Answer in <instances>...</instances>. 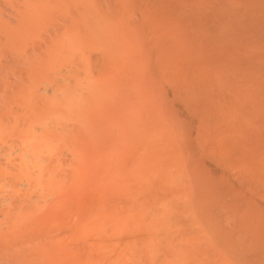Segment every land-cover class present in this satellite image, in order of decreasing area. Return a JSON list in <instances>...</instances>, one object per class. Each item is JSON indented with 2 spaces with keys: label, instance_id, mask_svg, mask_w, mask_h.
Returning a JSON list of instances; mask_svg holds the SVG:
<instances>
[{
  "label": "rangeland",
  "instance_id": "1",
  "mask_svg": "<svg viewBox=\"0 0 264 264\" xmlns=\"http://www.w3.org/2000/svg\"><path fill=\"white\" fill-rule=\"evenodd\" d=\"M2 1H6V0H2ZM80 1H81V4L79 5L81 7H79L77 11H75L76 9L74 11L73 10L71 11L74 14L68 12V15H65L66 12H64V14L63 12H61L62 15H60L58 12V15H55V12H54L53 13L54 16H53L51 13L47 14L46 11H44L45 16L47 14L49 16L50 15L53 16V18H51L50 21L48 20L49 22L47 21L45 24H43V26H42V23L44 22L43 19L44 20L47 19V16L46 18L42 17L43 19L41 23L38 21L41 19L37 17L38 14H39L38 16L40 17L43 16L44 15L42 14L43 11H40L41 13L40 14V13H37L38 10H36L37 15L35 13H34L35 15L32 13V18H31V14H29L28 12L26 13L25 11L27 19L30 17L28 19L29 27H28V21H26L27 27H25L26 25L23 24L24 22L19 23L18 21V19L20 18H22L20 20H24V19L26 20V17H23L25 16L24 13L19 15L16 12L12 13L11 10L2 9L3 10L2 12V10L0 9L2 12V14L0 13V18H1L0 23L3 22L5 26L7 27V31H9L10 33L9 38H8L7 31L4 32L6 30V28H4L5 27L4 24H1L0 25L1 26L0 35L2 36V39H4L5 34L7 35L8 39H11L9 42L8 39L5 37L7 41H5L4 39V42L5 43L8 42L7 45L5 43L3 44V42H1L2 45L0 44L1 46L0 47V264H153L155 262L156 263L159 262L158 264H168V263L169 264H177V263L180 264V262L181 264H191V263L201 264L200 262L202 263L206 262V264L207 263L208 264H234L236 255L234 258L231 256V259L232 260L234 259V261H232L230 259L228 249L224 250L225 248L222 247L224 246V243L226 242L224 241L225 236L223 238L224 242H220L219 244H218L219 242L218 240L222 239V236L220 238L219 234H218L219 239L216 237V235L214 236L216 237V240L218 242L216 240L214 242L213 237H212L213 240L210 241L211 240L210 236L212 232L216 230L215 228L213 229L214 226L210 227L214 225L212 223V220L213 222H215L216 220L215 217L212 218V216H214L213 212L216 208L215 207L216 204H219V205H217V209L215 213L219 212V216L220 218H222L221 222L224 221V223H222L221 226H220L221 223H217V228L220 227L219 231L223 229L225 230L231 229L228 226L231 223H227V221L224 219L226 218L228 220L227 211L230 210L229 208H231L232 206L231 204H233V209L231 208L232 211L234 210V207H235L234 211L238 212V217H236V214L235 216H232L234 215L235 212L234 213L232 212L231 214L232 218L230 216V218L232 219V224L234 225L237 224L236 229H235L236 232H238V230H241L242 226H244L243 229H245L246 231L248 229V226L251 227V225H249L251 221L255 223V225L251 223L253 226L251 227V231H247V232L242 231V234L239 235L240 237L239 238L237 237V240H239L238 241L239 245L238 243H236V245L239 246L240 252L242 254L241 256L239 255V257H241L240 263L237 261L236 264H264V258H263L264 254L263 253H260L259 255L258 254L259 252L255 251L256 252L255 256L253 255L254 253L252 254V256L250 255V253H249L250 256L248 255V252H250L249 250L264 251L263 249L264 248V239H263L264 231L261 232L262 228H264L263 227L264 226V219H263L264 213L261 214V212H264V206L262 205L263 208L262 207L260 208L259 206L261 205H258L260 204V202L262 204V202L264 201V175L260 174V171H261L260 168H261V165L263 164L260 162H263L264 160L262 159V160H259L260 162L258 161L260 163L259 164L260 168H255L254 171L252 170V166L248 165V161H247V164L245 165V157H247L246 153L247 152L250 153L251 151L249 150L250 147H248L246 143L241 142L243 146L241 145V143L239 144L240 140H238L236 143L235 140L237 137L236 135L237 133L235 134V132H233L234 135L231 136L232 132L230 131L228 132V128H230L228 125H227L228 128H222L227 123L229 124L228 122L229 119L227 118L229 116L226 111V108L227 109L229 108L227 106V103L226 105L224 104L225 106H227L226 108H224V112H226V114L222 113L223 119L226 118L227 120L225 124H224V121L223 122L221 121L222 115L220 117L219 113H217V111L219 112V109H218L219 106L217 107V103H218L217 97L219 96V101H220L221 91L226 92L227 88H228V91L231 88L230 93L234 94V90L238 88L240 90L239 93H241V94L239 93L237 94V99H238V102L240 100V103L237 102L238 103L236 106L237 111L235 112L236 114H239V117H240V119L238 118L236 119L237 115L235 116V120H237V122L240 121L239 123L240 125H238V127L241 126V123H243V125L241 126V129L243 128V129L248 130V128L249 129L251 128L250 125H252L254 126L253 129H255V126H258V128L261 127L260 130L264 131V126L262 127L264 122L262 123L260 127H259L260 124L258 125V122H259L258 114H259V117L260 115H262L259 111L260 106L255 107L256 104L258 105L257 103L258 100L262 99L260 103L263 102L264 104V96L263 98L260 97V94L264 93V91L261 92L260 88L264 90V85L263 83L262 85L259 83V86L260 85L261 86L258 89V86L254 85L253 82L257 84L260 78L257 79L258 75L254 77L252 75L253 73L252 70L255 71L257 69L258 71V68H259L261 69V71L259 70L260 72H258L259 77L261 75L264 78V73H263L264 70L262 72V69H264V26H263L264 23L262 22H264V20L262 21L260 20V23L262 24L261 27L257 26V24H259V21H257V18L258 19L261 18L260 16L261 13L264 19V9L263 8L261 9V7L264 5V0H256V2L254 0L256 6H257V3L258 4L260 3L262 5L261 7L259 6L261 9V13L259 9L257 11L259 12V15L257 16L255 15V14H258L255 12L256 8L253 9L254 8L253 7L252 8L253 10L251 9V6L254 3L252 2V0L249 1V3H252V4H249V3L247 4L248 0H241L243 5L240 4L238 6L237 4L239 3L237 2V0L233 1L234 5L232 4V0L231 1L228 0L229 3H226V4L229 9L227 7L225 8V6L223 5L225 4V1L227 2V0H224V1L221 0L222 2L219 0V4H218V0H216L215 2L214 0H211V2L213 3H211L210 0L208 1L203 0V2L201 1V3L198 2V4H197V1L199 0H80ZM238 1L241 2L240 0ZM244 1H246L247 7L250 6L251 10L249 9V7H248L249 9L248 11H247V8L246 9L244 8V3H243ZM207 2L211 4V5L208 4L209 5L208 7L206 6ZM202 3L205 4V5L203 4L204 9H202L203 8L201 5ZM212 4L214 7L216 6L215 9L217 8L220 9L221 11V12L219 11L220 16L216 14L218 12V9L216 11L214 7H212ZM228 4L230 5L232 4L233 6H235L236 4L237 8L235 7L236 9H233V7H230ZM210 8L212 9L213 12L215 10V13H213V15H211L212 11L210 10ZM200 10H202V12H200ZM206 10H207V14L209 11V15H211V17L209 15L208 16L205 15L204 11L206 12ZM243 10L247 11L248 13L247 15L250 16V17L247 16L248 18H251L252 16L253 19H251V21H249L250 19L248 18L245 19L246 12H244ZM9 11L10 13H8ZM31 11H34V10H31ZM193 11L195 13H198V15L197 14L195 15L194 13V16H193ZM239 11H243L244 13L241 14V12ZM5 12H7V14ZM253 12L255 13L254 15H253ZM203 13L206 18L203 17L204 15H202V18H201L200 14H203ZM221 13L222 14L226 13L224 15L225 18H221L223 17ZM237 13L239 14L237 15ZM28 14H29V17H28ZM229 14L230 16H232V19L234 16H235L234 20L238 19L237 20L238 22H235V23L239 24V21H240L239 26L238 24L234 26L235 23L232 24V19L230 20V17L228 16ZM10 15H12L14 19ZM226 15H227V18H226ZM7 16L9 18H7ZM33 16H36L37 19L34 20ZM197 16L199 19L204 18L205 19L204 21H206V25L207 23L208 25L206 26L205 23H200V22L199 24L198 23L199 19H197L198 21L196 20V22L193 23L195 21L193 20L194 17L196 19ZM212 16L215 19L217 18V16L219 17L217 19V22L215 19H213L212 26L209 27L211 25L210 22H212L211 20ZM207 17H208V22L206 20ZM239 17L241 18L240 20H239ZM242 17L244 18V20L242 19ZM219 18L223 19L222 20L223 23H228V24H224L225 27L229 26V24H232L231 29L229 26V29L226 28L227 31H225V29L223 28V23L220 22L222 24V29H221L222 33H221V31L219 30L221 28L219 27L221 24L217 26V24L219 23L218 21L220 20ZM31 19H33L34 23L33 21L31 22ZM185 19L186 20L188 19V21H186ZM209 19H210V22H209ZM226 19H227V22H226ZM245 20H248V22ZM5 21L7 24L5 23ZM14 21L15 23H17V25H19V27H17L16 24L14 25ZM30 22L33 23V25L30 24ZM214 22L216 23V26ZM241 22L242 24L244 23V26L241 24ZM256 22L258 23L256 24ZM197 23L198 25H196ZM254 23L257 26V28L255 26L256 29L258 30L262 29L261 36H260V33L257 32L258 30L255 31L258 33L257 34L252 29V31L255 33V36L254 37L252 36L251 38L249 36V40H247L248 44L244 42L243 47L245 46V44L246 46H248L249 53L251 52L250 55L253 54L252 50L255 48V51L254 50L253 51H254V55L256 57L257 62L254 61L253 59L254 63H252V59L247 58V61H249V64H247L245 58L243 57L244 55L239 56V53H238L240 49H242L241 48L242 46H239L237 50V47L234 46L235 43L231 40L230 36H233L232 34L234 33L235 36L237 35L236 36L237 38L238 37L240 38L243 36L244 41H245V36L247 39L248 33L250 31L249 28H254V25H253ZM20 24H23L24 30H23V26L21 28ZM213 24L216 30L219 28L217 31L214 28H212ZM38 25H40V27ZM195 25L196 27L199 25L200 26L203 25L201 28L200 26L197 28V31H198L197 35L200 32L201 33L203 32L202 35L204 36L207 32L209 33L210 31H212L213 43L212 42L211 43H212V46L214 45V47L216 44L215 42L217 40V39L215 40L214 37L218 35L217 33H219V31H220L219 37L221 38V41H222V42L220 41V43L221 44L224 43L223 44L224 48H225V44L227 40L228 39L231 40L229 41V43L233 42V44L231 45L230 43L231 45L230 48H231V52L234 54L232 55V53L230 52L229 53L230 55H232V57L235 55V52L238 54V56L235 55V62H236V57L239 58L237 59V61H240V58L243 57L247 66L250 65V63H252V64H255L254 67L256 66L257 67L254 68L253 66H251L252 65L251 64L250 68L246 70V68L244 67L246 66V64L245 65L241 64L242 67L236 69L237 66L234 65L232 57L229 58V54H228L227 60L230 59L233 62L230 68H229L230 64H228V68L230 70L232 66H234L233 70L232 69L231 70L232 71L236 70V72L239 71L240 74H241V71H243L242 68H245L246 73H249L248 74L249 77L246 76L247 74L245 72H243L244 75L242 74L243 76H241L240 79L238 76L234 78L236 80L235 82L236 86L238 85L237 87L233 85V82L235 80L232 81V78H233L232 77L233 75H232L230 77L231 82H228V80H227V84H225L226 81L223 82V84L220 82L218 88L215 86L214 90H211L212 88H210V91H209V89L206 88L207 89L206 90L205 87H202V89L199 90V87L201 86H199L197 88L198 90L196 89V91L194 88L192 89L193 87L192 82H195L194 81L195 78L193 79L194 74H192L193 71H195L193 64H194V61H196V60H192L196 58V57L194 58L196 54L194 55L193 48H195V52H196L197 43L195 42L199 43V40L197 41V39L200 36V34L199 36L195 35L196 29L195 30L193 29ZM8 26L10 28H8ZM232 26L236 28H232ZM240 26H241V29L239 28ZM11 27L13 31L11 30ZM16 27L19 31L16 29ZM205 27L206 29H204ZM202 29L203 31H201ZM233 29H234V32H233ZM247 29H249V31ZM15 30L17 31V33H15ZM236 30H239L238 33L236 32ZM213 32L216 35L213 34ZM235 32L237 34H235ZM11 33L12 35L14 34H17V35L12 36ZM250 35H251V32H250ZM10 36H12V38ZM178 37H179V42H178ZM225 37H226V41H224L225 39L224 40L222 39ZM255 37H257L256 41L254 39ZM192 38L193 39L195 38V40L193 41ZM52 39L54 40V42ZM233 39L235 41V38ZM190 40H191V43L193 41L194 45L189 43ZM238 40L243 41L242 39L241 40L237 39V42ZM253 40L254 42L258 44V46L256 44L257 47H254L255 46L254 45L252 49ZM0 41L2 40L0 39ZM180 41L183 42L184 44L186 43L185 49L183 48L184 46L181 47ZM42 42L43 44L41 45ZM202 42L203 41H201L199 44H201ZM205 42H206V39H205ZM208 42L210 46V41L208 40ZM11 43L12 44L14 43V44L12 45ZM177 44L178 46L179 45L180 46L178 47ZM238 44H240V42ZM5 45L8 46L9 48L8 52L5 49L6 48ZM40 45H41V49H40ZM45 45H46V48H45ZM216 45L217 46L219 45V41ZM200 46L203 47L202 44ZM191 47H192V50H191ZM38 49H40V51ZM244 49L246 51V48ZM43 50L44 52H42ZM176 50L178 51V53ZM181 50H183V52ZM188 50H191V52H189ZM200 50L198 52L200 56L198 54L196 55L198 56V58H201L202 54H204V51H202V54H201ZM234 50H237V51H234ZM256 50H258V52ZM12 51H14V53ZM18 51H19V54H18ZM186 51L189 53L191 57L190 58L191 61L190 60L188 61L189 56L186 55L187 53ZM192 51H193V54H192ZM11 53L12 55H14L15 53L16 54L12 57ZM181 53L183 54V56L181 55ZM242 53H244V51L240 52V54ZM254 55H252V57H254ZM248 56L249 55H247V57ZM20 58L22 60L21 63L20 61H17ZM44 60L46 61L43 62ZM177 60H181V61L186 60L185 63H180V66L184 65L185 67V64L188 62L190 66L189 69L192 68L190 71L189 69H187L188 63L186 64L187 66L185 67L186 69L184 68L185 70L188 71V73L190 72V74L186 73L185 75L190 76V80L191 78L193 79V81H190V87L193 93L191 90L190 92L192 93L191 96L194 94V91H195V94H194V97H191L189 95L187 96L189 97L190 101L192 102V98H193V101L196 100V97L198 99V97H200L203 94L202 91L205 89L204 95L207 91L206 93L207 100L205 99L204 101L203 99V101L207 102L206 106H208L207 109H209L208 111H210L211 105H209L208 96L209 95L211 96L212 94L214 98L213 100L215 101L214 104L216 103V106H211L212 111H210V113L211 112L214 113V111H216L215 113L217 114L218 119L223 123V125H221V122L217 120V124H218L217 128H220V129L217 130L216 128L215 130V127H216L215 126L213 128L215 132L212 131L211 136H213V133H214V136L215 134H218L220 136V131H223L221 132L222 137H218V135L217 137L215 136L217 139L219 138L220 140H222L225 138L224 133L226 131L228 132L226 137L230 138L231 140L233 138V141L235 142V144L234 143L232 144L233 141H229L227 138H225L227 140L224 139L225 141L224 140L223 141L224 143L226 142L227 145L226 143L224 145L223 141H220V140H217V141L223 144L219 143V145H216L218 143L216 139H214L215 138L214 136L212 137V139H209L210 138L209 134L212 130L210 127L212 126V124L216 125V122L214 123V121L213 122L211 121L210 122L211 124H209L210 130L207 128V125H206V129L203 132L199 133V136H198L199 129L201 130L203 126L200 128V123H199V128H198V124L197 122H195V124L197 125V128H196L195 125L189 123L190 121L187 118L188 117L190 118L189 114L192 110L188 109L189 113L185 110L184 114L185 116H187L188 114L187 118L183 115V111H184L183 107H186L185 109H187V104L184 102V100H182L183 95H182V92H179V91L184 90V92L188 93L189 90L186 91L185 89H186V86L188 85L187 83L189 82L186 83V80H185L183 81V85H181V87L177 86V81H178V85L180 82L177 78H175L177 76V75L175 76V72L176 70L178 71V69L179 71L181 70L178 67L179 61ZM40 61H41V64H40ZM244 61H242V63H244ZM226 63L228 62L226 61ZM207 65L209 68L206 69V66H204L205 67L204 73L200 72L201 74H203V76H206L204 77L205 79L203 78L202 75L200 76V73L198 74V72H196L195 77L197 80L199 79V77H202L203 80L201 81H205L206 78L208 81H210L209 79L210 76L208 78L207 72L210 71L209 69L210 68L212 69V67L209 66V64ZM258 65H260L261 67L263 65V67L261 68ZM20 68L23 70L21 71ZM195 68H196V65H195ZM205 70L207 71L206 73H205ZM227 70L225 72L231 75L232 71H227ZM257 71H255L254 75L257 73ZM187 76H186V79H187ZM245 76L249 78L250 80L248 79L244 80ZM242 77H243V81H246V83H248L249 81V83H251V86L253 85V88L249 86L250 85L249 83L244 85L243 86L244 88L243 87L241 88V84H243L241 80ZM227 78H229L228 75L226 76V79ZM217 80H220V79L218 78ZM223 80H225V78ZM238 80L239 81L241 80V82H239L240 85L237 83ZM231 83H232V86L230 85ZM197 84L199 83H196V85ZM64 87L66 88L65 89L66 92L63 89ZM207 87L209 88V86ZM233 87H234V90L232 92ZM245 87L246 88L251 87V90H252L251 93H253L254 96H255V92L259 93V97L257 96L258 99L254 100L256 98H254V96L252 95H251V99L252 98L253 99L252 100L249 99L248 96L250 95H248L247 93L249 92V94H251L250 89L249 90L247 89L246 94L248 96L246 97V95L242 92V90L246 92ZM188 89H189V85H188ZM218 89L220 90V93ZM257 89L259 90V92H257ZM239 90L235 92H238ZM51 91L53 94L51 93ZM177 91L179 92V94L182 95V98L180 97L179 94H177L178 93ZM197 91H201V94L198 95ZM213 91H216L215 93H218V95L217 94L215 95V93L213 94ZM54 92L57 95V97L54 94ZM65 94L67 96H65ZM233 94H231L232 96H230V94L228 93V98H227L226 97L227 95L225 96V93H224L223 97L224 98L226 97V100H227L229 99V96H230V101H231L233 99ZM242 94H244L245 96H243ZM59 95H61L60 98H59ZM204 95L203 97L205 98ZM239 95H241L242 98L245 97V99L243 98L244 100L248 98L247 100L248 102L246 103L244 101V105H242V108L240 107L238 109L239 107L238 105L239 104L241 105V101H243L242 99L239 98L241 97ZM210 96L209 98L212 99V96L211 97ZM215 96H217L216 97L217 99H215ZM201 98L202 97H200L199 99ZM57 99L58 100L60 99L59 101L60 103L59 102L56 103ZM75 100H76V103L79 102V104L75 105L74 104ZM187 101L189 100L187 99ZM253 101H254V104L256 103L254 105V108L252 105ZM212 102H210V104H212ZM229 106L231 107L230 104ZM243 106L245 107V109H243L244 108ZM213 107L214 108L216 107V110H214ZM140 109H141V112H140ZM178 110H182L183 116L180 114L182 116L181 121L180 120L177 121L178 118L180 119V117L179 116L176 117V114H175V112L177 113ZM262 110L264 111V109ZM215 113L214 115L216 116ZM163 115L166 116L165 121H167V123L170 120V118L173 120L172 122L170 120L172 124L175 121L174 124L176 126H179V130H177L178 127H175L174 124H173V127H169V125L170 126L172 125L171 123H168L166 125L164 123L165 121H162L164 118ZM138 116L140 117L139 119H138ZM263 116L264 115H262V117ZM262 117L261 119L263 121L264 117L263 118ZM182 118H184V120H182ZM163 123H164V126H162ZM253 123H255V125ZM245 124H246V127H245ZM234 127L235 126L233 125V128ZM189 128L194 129V131L198 130L196 132L197 136L195 135L196 137L193 136L194 134L192 130L191 131L189 130ZM182 129L184 133H182ZM230 129L231 131H233L232 128ZM179 132L182 133L183 138H181L180 134H178V136L176 135ZM94 133L96 134L95 141L93 140L95 136L93 135ZM149 133L151 134L149 135ZM189 133H191V138L195 140V141L192 140V142L196 143V145L199 144V148L203 147L204 151L206 152V153L202 152L204 153V156L202 154L203 157L201 158V155H200L201 149L198 151V153L200 152L199 158H201L202 161L201 159L199 160V158L195 157L194 152L188 150L187 144H189V147L190 145L192 147V144H193V143H190L188 140V138H190L188 136ZM206 133H208L207 134L208 136L206 135ZM169 134L171 137L169 136ZM200 135L203 138H201ZM172 137H175V139ZM205 137L207 138L209 137L208 139H206L207 141H209V147H207L208 145L206 146V141L204 140ZM171 138L173 139V141L170 140ZM90 141L92 142V144L90 143ZM168 141L169 142L171 141L170 142L171 144L168 143ZM183 141H185L184 144L186 143V141L188 142L186 143V147L183 144ZM210 141H212L211 142L212 144L210 143ZM157 142H159L160 144H157ZM172 142L173 143L177 142L176 145H179L180 151H181L180 147L183 145H184L183 148L185 147L186 149L184 151L182 149L183 152L181 153L180 151L176 149V145L173 144ZM203 142L205 143V145ZM162 143L163 144L165 143V144L162 146ZM172 144L176 150L174 149V155H171V154L169 155L170 152L173 153V150L171 151L170 149V148L172 149L174 148ZM237 144H238V147H237ZM214 145L218 146L217 149H216V146L215 148H212L214 147ZM220 145H223V146L219 147ZM232 145L234 147V151H237V150L240 151L242 147L244 151H246V153H242L243 150L240 152L242 154H239V160L238 158H236V156L238 157V153L235 155V153H233L232 151L233 149V147L231 148ZM227 146L228 148L230 147L231 151L229 149H226ZM239 146H242V147L239 148ZM235 147H237L236 148L237 150L235 149ZM47 148H48V151H47ZM193 148L197 149L196 146H193ZM203 148H202V151H203ZM218 148L220 151L218 150ZM257 148H255V151L257 150ZM260 148L261 147H259V149ZM166 149L169 152H166L167 151ZM160 150H161V153H160ZM216 151H217V154H215ZM222 151L226 155L223 154ZM256 152L258 153L257 156L259 157V159L262 156L264 157L263 153L259 154L260 152H258V150ZM186 154L188 155L185 156ZM229 154L231 155L233 154L231 157V160L234 159L232 161L233 162L232 166L234 167L239 166L235 169L236 171L231 170L232 173L228 170L229 169L228 163H231V161L228 160L227 162V160L225 159V157H229ZM208 155L211 157H209ZM188 156H190L189 157L190 160L187 161ZM163 157H165V160L163 159ZM182 157H186V162H185V159L183 158L182 160L183 162L181 163L180 159ZM191 157H192V160H191ZM242 157H244V160L242 159ZM235 158L237 159V161L235 160ZM241 159L243 163H241ZM255 160H256V156H255ZM199 161L202 162L203 165H205L204 166L205 171H203L204 169L203 165H202L203 169L201 168L202 173L204 175L205 173L206 175H208L207 171L208 173H210L211 169L212 170L215 169V172H216L215 176L218 175V172H217L218 168H222V169H219V171L223 170V166L226 163L227 165L226 170L229 171V172L227 171V173L228 174L231 173V175H228V174L226 175L225 172H224V175H221L219 172V178L217 177L215 178L216 184L218 183L217 186L220 185L224 187L227 185L229 186V188L233 186L234 188L232 187V191L229 190L228 192L227 191L228 187H226V190L225 188L224 190H222L223 194L222 192L217 193V191L219 190L214 191V189L216 190L215 187L214 189L212 188L213 186H216L214 179H212L214 173H211V180H213V183L211 185L209 183V181H211L209 177L210 175L208 176L209 179L207 178L206 175L204 176L202 174L203 176H200L201 170L198 169L199 167L198 164L200 163ZM204 161L207 162L208 164L210 163L209 167H207V163L205 164ZM218 162L219 164H217ZM222 162H224V164H222ZM202 163H200V166ZM76 164L78 165L77 167H76ZM167 164H168V167H167ZM179 165L181 169L180 172H178ZM182 165H185V166H182ZM194 165L196 168L194 167ZM216 166H218V168ZM240 166L242 167L244 166V168L246 169L241 168ZM234 167L233 168L230 167V168L234 169ZM163 168L166 171V173L168 172L169 177H167V174L163 172ZM185 168L188 172H186ZM189 168H190V171L193 168L197 170V172L196 170H194L195 172H192L193 175L195 174L198 176L197 173H199L200 171L199 177L195 178L196 176L195 177L192 176L191 172L189 171ZM226 170L224 166V171ZM239 170H240L239 176H241L242 174L243 177L244 175H246L245 177H247L248 175L251 177V179L249 181V179H246L244 177V180L245 179L247 180V181L246 180L244 181L242 178L241 184L242 182L243 184L239 186V188H237L236 186L237 183L235 184L233 180L232 185H231V182L229 179L230 178L233 179L234 176L232 175L235 174L234 179L236 180V177H238V174H239L238 173ZM160 171L162 172L160 173ZM171 171H174V172H171ZM73 174L75 175L73 176ZM163 174L165 175V178ZM183 174H185L186 176H189L188 180H187V177L185 176L186 181H183L185 180ZM262 174H264V171H262ZM174 175L176 177H178V175H181V176H179L177 179ZM225 175L230 176L229 179ZM170 176H174V177H170ZM190 176L192 177L190 178ZM222 176H224L223 179H221ZM146 177H147V180H146ZM173 178H175V181L173 180ZM226 178L229 180V184H228V181H227V184L224 183V180ZM141 179L144 181H142ZM169 179H170V182H168ZM193 179H196V180H193ZM197 179L199 180V182L201 181L200 179H208L207 186L206 185L204 186V184H206V180L205 182H203L204 180L200 182V186H201V183L203 182V186L201 187V189L198 186L199 190H201L200 193H199L198 188L195 187V185L198 184ZM220 179L223 183H221ZM179 180H181L184 185L185 184L187 185L188 182L189 183L191 182L190 183L191 186L189 184L187 186L185 185L188 191L190 188H192V185L194 184L193 188L190 189V191L193 190V192H195V188H196V192L191 193L189 191L190 193L187 192L188 193L187 194L186 189L183 188L184 185L181 183V181L179 182ZM247 182H249V184ZM177 184L180 187L182 186L181 188L182 190L184 189V194L182 192L178 195L179 191L181 192L182 190L180 187L177 186ZM208 184H210L209 186H212L211 187L212 193L210 192L211 190L210 187L207 189L204 188V187H208ZM157 185L159 188L156 187ZM164 186L165 188L163 189ZM170 186L172 187V189L170 188ZM218 188L219 186L217 187V189ZM202 189L204 190L205 194H206V191H209L207 196H209V194H211L210 195L211 197H213L212 194H217L218 196L223 195L221 197L222 198L224 197L223 198L224 203L221 200L220 202H218L219 200L218 196H217V199H215L216 195H214V200L216 201V204L213 205L211 197L206 196V199L204 198L205 196H204ZM241 189L243 190V192ZM159 190L162 193H164V195L162 194L161 197L159 196L161 194ZM226 191L228 192V194L224 195V193H227ZM172 192H173V195H172ZM231 192L232 194L230 195L229 193ZM233 192L234 193L237 192V194L239 195L235 194L234 196ZM176 193L180 198H177L178 196L175 195ZM185 193L186 195H188V197H190V200L191 199L194 200V203H196L195 201L196 196L200 197L199 200L203 198L202 200L205 199L206 200L205 202H208V204H205V202L204 204L203 202H200V207L203 204L202 210L204 212L201 211L203 215L204 214L208 215L212 212V210H209V212H207L208 208L209 209H212V207L214 208L212 212L213 215L211 214V217L209 215V217L212 219L210 220L209 218L210 223H212V225L209 222L207 223V225L208 224L210 225L209 226L210 234L209 232L205 231L206 229H204V233H202L203 232L202 229L200 230V227L202 228V225H203V223L202 225H200V222H199V220H201L202 222L201 216L200 218L198 216L199 219L196 217L199 223V225L197 226L196 218L194 217L193 214H194V211H196V214H197V210L199 211V207L195 209V206L196 204L198 205V203L193 204L192 200L189 203V200H188L189 198L188 199L184 198L186 200V202L184 200L186 207L184 203L183 204L180 203L181 200L183 202V199L181 198H183V195L185 196ZM132 195L134 196V198ZM226 195H228V198ZM229 195L232 197L234 196L233 203L231 202L232 199ZM149 196L153 198L150 199ZM164 196L168 198L165 199ZM255 197H258V198L261 197L263 199L262 200L261 198L255 199ZM159 198L162 199L163 203H161V200H159ZM169 198L171 199L172 203L170 202ZM207 198H209V201L207 200ZM226 198H227V201H225ZM157 200L159 201L158 206H157V203H158ZM175 200L176 202H174ZM199 200L197 199L198 202ZM214 200H213V203H215ZM153 201L154 203H152ZM164 202L165 203L167 202V204H165ZM191 204L193 205V208L192 206L191 208H189L190 207L189 205ZM228 204L230 207H228ZM205 205L206 207L208 206L207 209L204 208ZM141 206H143V208ZM163 206H165V208H162ZM167 208L169 209V211L167 210ZM155 210H156V214H154ZM226 212H227V215H226ZM177 214L179 216L181 215L182 218L184 217L185 220L184 218L183 220L179 218ZM255 214L257 215L256 220H255L256 217L254 216ZM177 216L179 219L177 218ZM148 218L149 219L151 218V220H149ZM206 219L208 221V216L206 217ZM245 219H247L248 221ZM192 220H194V223ZM172 221L174 222L175 225L173 224ZM234 221L236 223H233ZM259 221L261 224L258 223ZM187 222L188 224H186ZM247 222L249 223L248 225H247ZM133 224L134 226L136 224V227L132 226ZM177 225H179V228H177L178 227ZM180 225H181V228H180ZM185 225H187L188 227L187 226L185 227ZM142 226H144L143 227L144 229L141 230ZM150 227H152L153 230L150 229ZM204 227H205V224H204ZM138 228L140 231H137ZM165 228L169 230V234L167 233L168 230L166 232ZM197 228H199V230ZM149 231L150 232L152 231V232L150 233ZM180 231L182 232V235H183L182 239H181ZM216 231L218 232V230ZM161 233L163 234L162 238H161ZM222 233L223 231L220 232V235H222ZM258 233L259 235L261 234L263 236V238L261 236H260L261 239L259 238L260 241L263 240L262 241L263 248L261 244L259 245L261 246V248L256 247L258 246L260 241H258V243H255V245L257 244L255 248H253L254 244L251 245L253 243L252 242L253 239L251 241L252 236L255 235L253 236V238L256 239L255 237L256 235L258 236ZM234 234L236 236L235 232L233 233V235ZM205 235L207 236V238ZM213 235H214V232H213ZM229 235L230 233L228 234L227 232L226 236H229ZM233 235L231 233L232 238H233ZM166 236H167V240H166ZM163 237H164V240H163ZM168 237L170 238L172 237L171 238L172 240L170 238L168 240ZM178 237H180V239H178ZM208 237H209V241H208ZM205 238L207 241L205 240ZM151 239H155V241L153 240L151 241ZM257 239L255 240V242L257 241ZM156 240L158 242V245L156 243ZM233 240L236 241V239H233ZM145 241L147 242V244H145L144 246V243H146ZM169 241H170V244L172 243L171 246L169 244ZM153 242L155 244H153ZM163 242L164 244H166V246L163 245ZM180 242H183V243H180ZM205 242H206V245L208 243V248L205 245V248H207V250L204 248L203 251L205 252L202 254L201 249L203 245L205 244ZM209 242L210 243L214 242L212 243L213 249H211V245ZM148 243L149 245L150 243L152 245L149 246ZM135 244H137L139 247L136 246ZM179 244H181L180 247H179ZM220 244L222 246H220ZM236 245H235V248H236ZM155 246L158 252L154 250ZM147 247H148V251H147ZM150 247L153 249V251ZM221 247L224 249L222 250ZM182 248L186 249V250L184 249L185 253L182 251ZM188 249H189V252L191 251L189 256L187 255V253L189 254ZM195 249L198 251H195ZM199 249L201 252L200 254H199ZM151 251L152 253L153 252L154 253L151 254ZM160 251L165 255V257L163 256V254H161ZM206 251H207V254H206ZM226 251L228 252L226 253ZM168 252H169V257H168ZM170 253L172 254V256H170ZM178 254L181 256H179ZM197 254L199 256H197ZM208 254L209 256H211L209 257L210 258L209 262H207ZM237 254H238V251H237ZM156 255H158L157 258H156ZM201 255L202 256L206 255V258H202ZM173 257L175 259L174 261H173ZM249 257H252V258H249ZM159 258L161 259L158 260ZM200 258H202L203 261H201L202 259ZM187 260H188V263H187ZM189 260L191 261V263Z\"/></svg>",
  "mask_w": 264,
  "mask_h": 264
},
{
  "label": "bare ground",
  "instance_id": "2",
  "mask_svg": "<svg viewBox=\"0 0 264 264\" xmlns=\"http://www.w3.org/2000/svg\"><path fill=\"white\" fill-rule=\"evenodd\" d=\"M1 1H2V0H0V9H1V10H2V9L11 10L12 13H13V12H16V13H18L19 15H20V14H23V13L25 14V11H26V13L28 12L29 14H31V18H32V13H33V14L35 13V14L37 15V13H40V11H43V12H42V14H44L43 16L40 17V16H38L39 14L37 15V17H38L39 19H41V20H38L40 23L42 22V19H43L42 17H45V18H46V16H47V19H45V20L43 19L44 22L42 23V26H43V24H45L48 20L50 21V19L53 18V16H54L53 13H54V12H55V15H58V12H59L60 15H62L61 12H63V14H64V12H66L65 15H68V12H69V13H72V12H71L72 10L74 11V10L76 9L75 11H77V9H78L79 7H81V6L79 5V4H81V1H80V0H6V1H2V2H1ZM201 1L203 2V0H199V1H197V4H198V2L201 3ZM207 1H208V0H207ZM215 1H216V0H214V2H215ZM220 1H221V0H220ZM223 1H224V0H223ZM230 1H231V0H230ZM233 1H236V0H232V4L234 5V2H233ZM240 1H241V0H240ZM249 1H250V0H248L247 4L249 3ZM210 2H211V0H210ZM221 2H222V1H221ZM237 2L239 3V4H237V6L240 5V4H242V1L239 2V1L237 0ZM252 2H254V0H252ZM255 2H256V0H255ZM255 2H254L253 5L251 6V9H252L253 7H254L253 9L256 8V11H255V12L258 13V14H255V13L253 12V15L255 14V15L257 16V15H259V12H257V11L260 9V7H261L262 5H261L260 3H259V4L257 3V6H256ZM211 3H213V2H211ZM223 3H224V2H223ZM226 3H229V1L227 0V2L225 1V4H223V5L225 6V8H226V7L228 8V6H227ZM243 3H244V8H245V9L247 8V11H248V10L250 9V6H248V7H249V9H248V7H247V5H246V1H244ZM203 4H204V3L201 4L202 7H203ZM208 4L211 5L210 3L207 2V5H206L207 7L209 6ZM218 4H219V0H218ZM232 4H231V5L228 4V5H229L230 7H233V9H236V8H237L236 4H235V6H233ZM249 4H252V3H249ZM204 5H205V4H204ZM221 5H222V3H221ZM242 5H243V4H242ZM194 6H195V5H194ZM206 6H205V7H206ZM259 6H260V7H259ZM263 6H264V5H263ZM263 6L261 7V9H262V8L264 9ZM207 7H206V8H207ZM212 7H214L213 4H212ZM215 7H216V6H215ZM215 7H214V9H215ZM222 7H223V6H222ZM235 7H236V8H235ZM196 8H197V7H196ZM199 8H200V6H199ZM199 8H198V9H199ZM198 9H197V10H198ZM202 9H204V7H203ZM217 9H218V8H217ZM217 9H215V10L217 11ZM228 9H229V8H228ZM231 9H232V8H231ZM251 9H250V10H251ZM253 9H252V10H253ZM261 9H260V13H261ZM1 10H0V13L2 14L3 10H2V12H1ZM31 10H34V11H31ZM36 10H38L39 12L37 11V13H36ZM80 10H81V9H80ZM193 10H194V9H193ZM210 10L212 11L211 8H210ZM215 10H214V12H213V11H212V12L210 11V12H211V15H213V13H215ZM44 11H46L47 14H50V13H51L53 16H51V15L49 16V15H47V14H46V16H45ZM78 11H79V10H78ZM194 11H195V10H194ZM194 11H193V16H194V13H195ZM219 11H220V9H218V12H217L216 14L220 16ZM237 11H238V10H237ZM237 11H235V12H237ZM243 11H244V10H243ZM243 11H239V12H241V14L244 13V12H246V18H245V19H247L248 17H250L249 15H247V14H248L247 11H244V12H243ZM56 12H57V13H56ZM200 12H202V10H200ZM220 12H221V11H220ZM231 12H232V11H231ZM5 13L7 14V12H5ZM8 13H10V11H9ZM16 13H15V15H16ZM204 13H205V15H207V16L209 15V11H208V14H207V10H206V12L204 11ZM204 13H203V14H200V15H201V18H202V15H204ZM222 13H223V12H222ZM222 13H221V14H222ZM249 13H250V12H249ZM29 14H28V17H29ZM35 14H34V15H35ZM40 14H41V13H40ZM72 14H74V13H72ZM196 14L198 15V13H195V15H196ZM216 14H215V15H216ZM225 14H226V13H225ZM225 14H222L223 17H221V18H225V16H224ZM238 14H239V13H237V15H238ZM205 15H204L203 17H205ZM211 15H209V16L211 17ZM215 15H214V16H215ZM251 15H252V14H251ZM10 16L13 17L12 15H10ZM219 16H217L216 19L212 16V18H211L212 22H210V19H209V22H210V24H211L209 27L212 26L213 19H215L216 22H217V19H218ZM228 16L230 17V20H231V19H232V16H230V14H229ZM247 16H248V17H247ZM256 16H254V17H256ZM260 16H261V18H259V19L257 18V21H259V24H257L258 22H256V24H257V26H260V27H261L262 24L260 23V20L262 21V20H264V19H263L262 13H261ZM5 17H6V16H5ZM20 17H21V16H20ZM23 17H26V20H25V19H24V20H20V19H22V18H20V19H18L19 23L24 22L23 24L26 25L25 27H27V22H26V21H28V27H29V20H28V19H29L30 17L27 19L26 14H25V16H23ZM33 17H34V20L37 19L36 16H33ZM210 17H209V18H210ZM234 17H235V16H234ZM234 17H233V19H232V24H234L235 22H238V21H237L238 19H235V20H234ZM240 17H241V16H240ZM240 17H239V20L241 19ZM243 17H245V16H243ZM243 17H242V19L244 20ZM7 18H9V17L7 16ZM18 18H19V17H18ZM205 18H206V17H205ZM221 18H219L221 21H220V20L218 21L219 23L217 24V26H219V24L223 23V22H222L223 19H221ZM226 18H227V15H226ZM0 19H1V18H0ZM13 19H14V17H13ZM197 19H199L198 16L196 17V19H195V17H194L193 20H195V21H194L193 23H195ZM248 19H250L249 21H251V19H253V18H252V16H251V18H248ZM52 20H53V19H52ZM185 20H186V19H185ZM204 20H205V19L203 18V19H199V21H198V20H197V21H198V23H199V22H200V23H205V25H206V21H204ZM206 20H207V22H208V17H207ZM224 20H225V19H224ZM18 21H16V22H18ZM32 21H33V19H31V22H32ZM49 21H48V22H49ZM186 21H188V19H187ZM190 21H191V20H190ZM241 21H242V20H241ZM245 21L248 22V20H245ZM245 21H244V23H245ZM10 22H11V21H10ZM31 22H30V24L33 25L34 21H33V23H31ZM220 22H221V23H220ZM226 22H227V19H226ZM228 22H229V21H228ZM230 22H231V21H230ZM5 23H6V21H5ZM35 23H36V22H35ZM40 23H39V24H40ZM198 23H197L196 25H198ZM200 23H199V24H200ZM244 23L242 24V22H241V24H242L243 26H244ZM262 23H264V22H262ZM1 24H4V23L2 22V23H0V25H1ZM6 24H7V23H6ZM15 24H16L17 27H19V25H17V23H15V21H14V25H15ZM23 24H20V25H21V28H22ZM214 24H215V26H216V23H215V22H214ZM214 24H213V27H212V28H214V29L216 30V28L214 27ZM224 24H228V23H223V28L225 29V31H227V29H229V26H230V29H231V25H232V24H229V26H227V27H225ZM236 24H238V23H235L234 26H235ZM256 24H255V23L253 24V25H254V28H249L250 31H249V29H247V30L249 31V33H248V31H247L248 36H247V39H246V36H245V41H244L243 36L240 37V38H239V37L237 38V37H236L237 35L235 36L234 33L232 34L233 36H230L231 40L235 43L234 46L237 47V50H238L239 46H242L241 48H242L243 50L240 49V51H239L238 53H239V56H243V55H244L243 57L245 58L247 64H249V61H247V58H248V59L251 58V59H252V63H254V61H256V57H255V55H254L255 48L253 49V46L255 45L254 47H257L258 44H257L256 42H254V40H253L252 49H253L254 51L252 50V52H253L252 55H254V57H252V55H250L251 52L249 53V49H248V46H246V44H245V46L243 47L244 42L248 44L247 40H249V36H250V38H251L252 36L254 37V36H255V33H257V32L260 33V36H261V31H262V29H261V30H260V29H259V30L256 29V28H257ZM32 25H31V26H32ZM40 25H41V24H40ZM40 25H38V26L40 27ZM196 25L194 26L195 28L193 27L194 30L196 29L195 35H197V32H198V31H197V28L200 26V25H199V26L196 27ZM203 25H204V24H203ZM203 25H202V26H203ZM207 25H208V23H207ZM207 25H206V26H207ZM239 25H240V21H239L238 26H239ZM4 26H5V24H4ZM9 26H10V24H9ZM9 26H8V28H10ZM36 26H37V24H36ZM202 26H200V28H201ZM255 26H256V28H255ZM263 26H264V25H263ZM0 27H1V26H0ZM12 27H13V26H12ZM12 27H11V30L13 31ZM17 27H16V29H17ZM209 27H207V28H209ZM219 27H221L220 29L218 28V29L221 31V29H222V24H221ZM2 28H3V27H2ZM4 28H6V30L4 31V32H6V31H7V27L5 26ZM21 28H20V29H21ZM226 28H227V29H226ZM232 28H236V27H233V26H232ZM239 28L241 29V26H240ZM72 29H73V27H72ZM204 29H206V27H205ZM214 29H212V30H214ZM218 29H217V30H218ZM252 29L254 30V32L257 31V30H258V31L254 33V32L252 31ZM3 30H4V29H3ZM11 30H10V31H11ZM17 30H18V29H17ZM23 30H24V26H23ZM198 30H199V29H198ZM208 30H209V29H208ZM210 30H211V28H210ZM217 30H216V31H217ZM1 31H2V29H1ZM12 31H11V32H12ZM18 31H19V30H18ZM28 31H29V30H28ZM36 31H37V29H36ZM69 31H70V30H69ZM201 31H203V29H202ZM220 31H219V33H220ZM238 31H239V30H236L237 33H238ZM205 32H206V30H205ZM214 32H215V31H214ZM214 32H213V34H215ZM233 32H234V29H233ZM236 32H235V34H237ZM250 32H251V35H250ZM252 32L254 33V35H253ZM15 33H17L16 30H15ZM66 33H67V32H66ZM69 33H70V32H69ZM71 33H72V32H71ZM209 33H210V34H209ZM209 33L207 32V33L203 36V35H202L203 32H202V33L200 32V33H199L200 36H199V34H198L197 36H199V38H200L201 35H202L203 38L201 37V38L199 39L197 36H196V37L198 38L197 41L199 40V43H200L201 41H203V42L201 43L203 47H201V46H200L201 44H199L198 42H195V43H197V45H199V46L196 45V52H197V53L195 52V48H193V49H194V55H195V54H196V55L198 54V55L200 56V54L198 53L200 49H201V50H200V53H201V54H202V51H204V54H202L201 58H198V56H196V55L194 56V55H193L194 58H195V57H196V58H195V59H192V60H196V61H194V64L196 65V68H195V65L193 64L195 71H193V73H192V71H191V73L194 74V75H193V79L195 78V80H194L195 82H192V85H193L192 89L194 88L195 91H196V89H197L199 86H201V87H199V90L202 89V87H205V89H206V88L209 89V91H210V88H212L211 90H214L215 86L218 88L220 82H221L222 84H223V82H225V81H226L225 84H227V80H228V82H231V81H230V79H231L230 77H231L232 75H233V76H232V77H233V78H232V81H234V80H235L234 78H236L237 76H238L239 79H240V77L244 75L243 72L246 73L245 68H246V70L249 69V68H250V65L252 64V63H250V65L247 66V64H246V62L244 61L243 57H241L242 59L240 58V61H237V59H239V58L236 57V62H237V64H239L240 66L237 65L236 62H235V55L238 56V54L235 52V55L232 57V55H233L234 53L231 52V48H230V46L233 44V42H230V43H231V45H230L229 41H231V40L228 39L227 42H226V44H225V48H224V45H223L224 43H223V44L220 43L221 38L219 37V33H217L218 35H217L216 37H214L215 40H216V39H217V40H216V42H215V40H214V42L217 44L218 41H219V45L217 46V45L215 44V47H214V45L212 46V43H213L212 31H210ZM221 33H222V31H221ZM258 33H257V34H258ZM4 34H5V33H4ZM9 34H10L9 31H7L8 38H9ZM18 34H19V32H18ZM20 34H21V33H20ZM24 34H25V33H24ZM27 34H28V33H27ZM33 34H34V33H33ZM207 34H208L209 36H208ZM2 35H3V33H2ZM7 35L5 34L4 39H5V37L7 38ZM11 35H12V33H11ZM14 35L16 36L17 34H14ZM14 35H12V36H14ZM31 35H32V34H31ZM215 35H216V34H215ZM0 36H1V35H0ZM12 36H10V37L12 38ZM26 36H27V35H26ZM205 36H206V38H205ZM207 36H208V37H207ZM213 36H214V35H213ZM20 37H21V36H20ZM209 37H210V39H209ZM218 37H219V39H218ZM221 37H222V36H221ZM257 37H259V36H257ZM257 37L254 38L255 41H256ZM8 38H7V39H8ZM14 38H15V37H14ZM207 38H208V39H207ZM233 38H235V41H234ZM0 39L2 40V41H0V44L2 45L1 42H3V44H4L5 42H4V39H2V36L0 37ZM16 39H17V37H16ZM23 39H24V37H23ZM25 39H26V38H25ZM59 39H60V38H59ZM184 39H185V38H184ZM192 39H193V38H192ZM205 39H206V42H205ZM222 39H223V40L225 39L224 41H226V37H225V38H222ZM237 39H240V40L242 39L243 41H239V40H238V42H237ZM10 40H11V39H8L9 42H10ZM13 40H14V39H13ZM52 40H53V39H52ZM54 40H55V38H54ZM54 40H53V42H54ZM60 40H61V39H60ZM194 40H195V38L193 39V41H194ZM200 40H201V41H200ZM208 40L210 41V46H209V42H208ZM211 40H212V41H211ZM5 41H7V40L5 39ZM14 41H15V40H14ZM17 41H18V40H17ZM19 41H21V40H19ZM44 41H45V40H44ZM187 41H188V40H187ZM193 41H192V43H191V40H190L189 43L193 44ZM15 42H16V41H15ZM47 42H48V41H47ZM77 42H78V41H77ZM171 42H172V41H171ZM176 42H177V41H176ZM178 42H179V37H178ZM180 42H181V41H180ZM207 42H208V43H207ZM211 42H212V43H211ZM221 42H222V41H221ZM236 42H237V44H236ZM239 42H240V44H238ZM257 42H258V40H257ZM7 43H8V42H6L5 44L7 45ZM9 44H10V43H9ZM9 44H8V45H9ZM11 44H12V43H11ZM13 44H14V43H13ZM13 44H12V45H13ZM36 44H37V43H36ZM42 44H43V42L41 43V45H42ZM45 44H46V42H45ZM60 44H61V43H60ZM241 44H242V45H241ZM256 44H257V46H256ZM6 45H5V46H6ZM41 45H40V49H41ZM61 45H62V44H61ZM75 45H76V44H75ZM77 45H78V44H77ZM180 45H181V47L184 46L183 48L185 49V45H186V43L184 44L183 42H181ZM180 45H179V46H180ZM193 45H194V44H193ZM228 45H229V46H228ZM16 46H18V45H16ZM19 46H20V45H19ZM22 46H23V45H22ZM174 46H175V45H174ZM177 46H178V44H177ZM177 46H176V47H177ZM179 46H178V47H179ZM204 46H205V47H204ZM207 46H208L209 48H208ZM222 46H223V47H222ZM259 46H260V45H259ZM0 47H1V46H0ZM43 47H44V46H43ZM176 47H175V48H176ZM227 47H228V48H227ZM25 48H26V46H25ZM45 48H46V45H45ZM53 48H54V47H53ZM205 48H206V49H205ZM223 48H224V50L226 49V50H225L226 52L223 50ZM244 48H246V51H245ZM259 48H260V47H259ZM5 49H6V51L8 52V49H9L8 46H6ZM40 49H38V50L40 51ZM197 49H198V51H197ZM26 50H27V48H26ZM191 50H192V47H191ZM191 50H188V51L191 52ZM237 50H234V51H237ZM22 51H24V50H22ZM22 51H21V52H22ZM176 51H177V50H176ZM181 51L183 52V50H181ZM184 51H185V50H184ZM232 51H233V50H232ZM241 51H244V53L240 54ZM256 51L258 52V50H256ZM12 52L14 53V51H12ZM42 52H44V50H43ZM49 52H50V51H49ZM179 52H180V51H179ZM186 52H187V51H186ZM229 52L232 53V55H230ZM246 52H248V53H246ZM31 53H32V52H31ZM177 53H178V51H177ZM245 53H246V55H245ZM15 54H16V53H15ZM15 54H14V55H15ZM18 54H19V51H18ZM40 54H41V52H40ZM192 54H193V51H192ZM192 54H191V56H192ZM228 54H229V58L232 57V60H233V62H234V65L237 66L236 69L242 67L243 64H244V65L246 64V66H244L245 68H242L243 71H241V74H240V72H239L238 70H237L238 72H236V70H234L236 73H235L234 71H232L234 66H232V68H231L232 70H231V69L229 70V68L231 67V65L233 64V62H232V60H230V59L227 60V58H228ZM256 54H257V53H256ZM3 55H4V54H3ZM6 55H7V53H6ZM14 55H12V53H11V56H12V57H13ZM33 55H34V54H33ZM47 55H48V54H47ZM175 55H176V53H175ZM181 55L183 56L182 53H181ZM186 55L189 56L188 61H189V60L191 61V59H190L191 57H190V55H189L188 52L186 53ZM247 55H249V56L247 57ZM16 56H17V55H16ZM250 56H251V57H250ZM12 57H10V58H12ZM22 57H23V55H22ZM24 57H25V56H24ZM27 57H28V56H27ZM27 57H26V58H27ZM34 57H35V56H34ZM40 57H41V55H40ZM179 57H180V55H179ZM1 58H2V57H1ZM29 58H30V56H29ZM181 58H182V57H181ZM184 58H185V56H184ZM197 58H198V60H197ZM14 59H15V58H14ZM14 59H13V60H14ZM16 59H17V58H16ZM186 59H187V57H186ZM199 59H200V61H199ZM253 59H254V61H253ZM182 60H183V59H182ZM15 61H16V60H15ZM17 61H20V63H21L22 60H21V58H20V59L17 60ZM45 61H46V60H44L43 62H45ZM177 61H179V65H178V67L181 69V70L179 71V69L177 68L178 71L176 70V72H175V76L177 75L175 78H177V79L179 80V82H180L179 85H178V81H177V86H178V87H181V85H183V81H185V80H186V83L189 82V83H187V84L189 85V89H188V85L186 86V89H185L186 91L189 90L188 93H187V92H184V90H183V91H181V90L179 91V90H178L179 88L177 89L179 92H182V95H183V99H182V100H184V102L187 104V109H185L186 107H183V108H184L183 115L185 116V114H184L185 110H186L188 113H189L188 109H189V110H190V109L192 110V111L190 112L191 115L189 114L190 118L188 117V114H187V116H185V117H186V118L188 117L187 119H189V121H190L189 123L195 125L196 128H197V125L195 124V122H197V124H198V128H199V123H200V128L203 126V127L201 128V130L199 129L198 136H199V133L203 132V131L206 129V125H207V128H208L209 130H210V128L212 129L211 132H210V134H209V135H210V138H209V137H208V138H209V139H212V137L214 136V133H213V136H211V135H212L211 133H212V131L215 132V130H216V128H217V125H218V124H217V120H218L219 122H221V121L223 122V121H224V124L227 122L226 118L223 119V115H222V113H225V114H226V112H224V108H226V107L228 106L229 108H228V109L226 108V111H227L229 117H227V116H226V117L229 119V121H228L229 124L227 123V124H226L224 127H222V128H228L227 125H228L230 128H232L233 131H231V129L228 128V132H229V131L232 132V135L230 134L231 136L234 135L233 132H235V134L237 133V134H236L237 137H236L235 142L237 143V141L240 140V141H239V144H240L241 142H242V143H246V145H247L248 147H250L249 150H251L250 153H248V152L246 153V151H244V149H243V147H242L243 145H242V143H241L242 146H239V148L242 147V149H241L240 151H238V150L236 149V148L238 147V144H237V147H235V149H236L238 152H237V151H234V147H233V145L231 146V148L233 147V149H232L233 153H235V155L238 153V157L236 156V158H238V160H239V154L246 153L247 157H245V165L247 164V161H248V165H251V166H252V170H253V171H254L255 168H260V167H259V166H260L259 164H260V163H263V164L261 165V168H262V167H263V168H262V169L260 168L261 171H260V170H259V171H260V174H261V175H264V174H262V171H264V161H263V162H260V161H259V160H262V159L264 160V157L262 156V157L259 159V157L257 156L258 153L256 152V151L258 150V152H260L259 154H262V153L264 154V152H263V151H264V131H263V130H260V129H261L260 126H261L262 123L264 122V119H263V121H262V119H261L262 115H264V114H263L264 111L262 110V109H264V108H263V107H264V104H263V102L260 103V101H262L261 98H263L264 93H261V94H260V97H261L260 99H261V100H258V102H257L258 105H257L256 103H255V104H256V105H255V104H254V101H253V104H252V105H253V108H254V105H255V107L260 106V107H259V111H260V113L262 114V115H260V117H259V114H258V118H259V120H258V121H259V122H258V125L260 124V125H259L260 128H258V126H255V129H253L254 126L250 125L251 128L249 129V128L247 127L248 130L243 129V128L241 129V126L243 125V123H241V126L238 127V125H240V124H239L240 121L237 122V120H235V116H236V115H237L236 119H237V118L240 119L239 114H236V113H235V112L237 111V110H236V109H237L236 106H237L238 103H240V100H239V102H238V99H237V94L240 92V90H239L238 88H236V90H234V87H233V89H232V92H233V90H234V94H233V93H230L231 88L229 87L230 90L228 91V88H227V86H226L227 91H226V92H225V91H223V92L221 91V97H220V99H221L220 101H221V102L219 101V96H218V97L215 96V99L218 98V99H217V100H218L217 107L219 106V107H218L219 112L217 111V113H219V116H220V117H221V115H222V117H221V121H220V120L218 119L217 114L215 113L216 111H214V113L216 114V116L214 115L213 112L210 113V111H212V110H211V106H216V103L214 104L215 101L213 100L214 98H213L212 94H211L212 99L209 98L210 95L208 96V102H209V105H211V106H210V111H208L209 109H207V108H208V106H206V105H207V104H206L207 102H204L205 99L207 100V98H206V97H207V96H206L207 91H206V93H205V95H204L205 89L202 91L203 94L200 96V97H202V98H201L202 100L199 99L200 97H198V99H199V100H198L197 97L195 96V97H196V100L193 101V98H192V102H191L190 99H189V97H187L188 95L191 96V94L193 93V91H192V89H191V87H190V81H193V79L191 78V80H190V76L185 75L186 73H187V74H190V72L188 73V71L185 70V69H186L185 67H187L186 64H187L188 62L185 64V67H184V65H183V66L181 65V66H182V67H181V66H180V63H185L186 60H185V61L177 60ZM180 61H181V62H180ZM226 61H227L228 63H226ZM242 61H244V63H242ZM250 61H251V60H250ZM208 62H209V63H208ZM238 62H239V63H238ZM256 62H257V61H256ZM17 63H18V62H17ZM17 63H16V64H17ZM192 63H193V62H192ZM14 64H15V63H14ZM40 64H41V61H40ZM207 64H209V66L212 67V69L210 68V69H209L210 71H208V72L205 70V73L207 72V76H208V78H209V76H210V78H209L210 81H208L207 78H206L205 81H201V80H203V78L206 77V76H203V74H201L200 72L204 73V69H205L204 66H206V69L209 68ZM228 64H230L229 68H228ZM241 64H242V65H241ZM38 65H39V64H38ZM199 65H200V66H199ZM20 66H21V65H20ZM226 66H227L228 70H227ZM251 66L254 67L255 64H252ZM258 66L261 67L260 65H258ZM22 67H23V66H22ZM215 67H216V69H215ZM256 67H257V66H256ZM256 67H254V68H256ZM262 67H263V65H262ZM262 67H261V68H262ZM17 68H18V67H17ZM34 68H35V67H34ZM37 68H38V67H37ZM184 68H185V69H184ZM189 68H190V66H189V63H188V68H187V69H189ZM197 68H198V70H197ZM20 69H21V68H20ZM35 69H36V68H35ZM191 69H192V68H191ZM191 69H189V71H190ZM194 69H193V70H194ZM224 69H225V70H224ZM251 69H252V68H251ZM16 70H17V69H16ZM22 70H23V69H21V71H22ZM226 70H227V71H232V74H231V75L227 74V72H225ZM259 70L261 71V69H259V68H258V71H257V69L255 70V71H257V73H256L255 75H254L255 71L252 70V72H253V73H252L253 77L258 75L257 79L260 78V79L258 80L259 82L257 83L258 85L255 84V82H253L254 85L258 86V89H259V87L262 85V83H263V85H264V78H263V76H261V75H260V77H259V73H258V72H260ZM263 70H264V69H262V72H263ZM213 71H215V72H213ZM31 72H32V71H31ZM196 72H198V74L200 73V76L202 75L203 78L198 76L199 79L197 80L196 77H195ZM233 72H234V73H233ZM213 73H214V74H213ZM238 73H239V74H238ZM263 73H264V72H263ZM21 74H22V73H21ZM236 74H237V75H236ZM242 74H243V75H242ZM246 74H247L246 76H248L249 73H246ZM227 75H228L229 78L226 79V76H227ZM234 75H235V77H234ZM250 75H251V73H250ZM183 76H184V77H183ZM186 76H187V79H186ZM191 76H192V75H191ZM213 76H214V77H213ZM246 76H245V79H244V80H246V79L250 80V79L247 78ZM198 77H197V78H198ZM248 77H249V76H248ZM261 77H262V78H261ZM201 78H202V79H201ZM218 78H219L220 80H217ZM224 78H225V80H223ZM250 78H251V77H250ZM255 78H256V77H255ZM204 79H205V78H204ZM253 79H254V78H253ZM257 79H256V80H257ZM68 80H69V79H68ZM175 80H176V79H175ZM221 80H222V81H221ZM241 80H242V83H243V84H241V88H242L244 85H246V84L249 83V81H248V83H246V81H243V77L241 78ZM241 80H240V81L238 80L237 83L239 84V82H241ZM71 81H72V80H71ZM251 81H253V80H251ZM251 81H250V82H251ZM254 81H255V80H254ZM261 81H262V82H261ZM67 82H68V81H67ZM235 82H236V80L233 82V85H234V86H236ZM196 83H199V84H197L198 86L196 85ZM259 83L261 84L260 86H259ZM69 84H70V83H69ZM194 84H195V86H194ZM200 84H201V85H200ZM249 84H250L249 86H251V83H249ZM70 85H71V84H70ZM184 85H185V83H184ZM192 85H191V86H192ZM230 85L232 86V83H231ZM239 85H240V84H239ZM207 86H209V88H208ZM237 86H238V85H237ZM237 86H236V87H237ZM249 86H248V87H249ZM256 86H255V87H256ZM246 87H247V86H246ZM246 87H245V88H246ZM251 87L253 88V85H252ZM251 87H250V88H246V92H244V91L241 89L242 92L246 95V97H247L248 95H250V96H248L250 100L253 99V98L251 99V95L254 96L253 93H251V92H252ZM184 88H185V87H184ZM184 88H183V89H184ZM226 88H225V89H226ZM239 88H240V86H239ZM243 88H244V87H243ZM63 89L65 90L66 88L64 87ZM181 89H182V88H181ZM207 89H206V90H207ZM247 89H248V90H249V89L251 90V91H250L251 94H249V92L247 93ZM258 89H257V92H259ZM61 90H62V89H61ZM190 90L192 91V93L190 92ZM197 90H198V89H197ZM218 90H219V89H218ZM237 90H239V91H238V92H235V91H237ZM255 90H256V88H255ZM255 90H254V91H255ZM260 90H261V92L264 91V90H262L261 88H260ZM178 91H177V92H178ZM195 91H194V94H195ZM65 92H66V90H65ZM179 92H178L177 94H179ZM183 92H184V93H183ZM197 92H198V95L201 94V91H197ZM215 92H216V91H213V94H214ZM51 93H52V91H51ZM189 93H190V94H189ZM219 93H220V90H219ZM222 93H223V94H222ZM224 93H225V96L227 95V96H226L227 98H228V93L230 94V96H232L231 94H233V99L230 101V96H229V99L226 100V97H225V98L223 97V96H224ZM246 93H247L248 95H247ZM52 94H53V93H52ZM54 94H55V92H54ZM194 94H193L191 97H194ZM209 94H210V92H209ZM216 94L218 95V93H215V95H216ZM239 94H241V93H239ZM244 94H242V95L245 96ZM257 94H258V95H257ZM55 95H56V94H55ZM179 95H180V97L182 98V95H181V94H179ZM203 95L205 96V98L203 97ZM207 95H208V94H207ZM235 95H236V96H235ZM261 95H262V96H261ZM60 96H61V95H59V98H60ZM62 96H63V95H62ZM65 96H67V95L65 94ZM185 96H186V97H185ZM211 96H210V97H211ZM234 96H235V97H234ZM239 96H241V95H239ZM239 96H238V97H239ZM257 96L259 97V93H256V92H255V96H254V98H256V99H254V100H257V99H258ZM56 97H57V95H56ZM216 97H217V98H216ZM70 98H71V97H70ZM81 98H82V97H81ZM184 98H185V99H184ZM231 98H232V97H231ZM235 98H236V99H235ZM239 98L242 99L243 101H241V105H240V104L238 105V106H239L238 109H239L240 107L242 108V105H244V101H245L246 103L248 102V101H247L248 98H247L246 100H244L245 97H243V98H244V99H243L242 96L239 97ZM63 99H64V98H63ZM66 99H67V98H66ZM73 99H74V98H73ZM187 99H188L189 101H187ZM194 99H195V98H194ZM203 99H204V101H203ZM55 100H56V99H55ZM103 100H104V99H103ZM179 100H180V99H179ZM209 100H210V101H209ZM250 100H249V101H250ZM26 101H27V100H26ZM52 101H53V100H52ZM59 101H60V99H59V100L57 99L56 103L59 102ZM80 101H81V100H80ZM180 101H181V100H180ZM186 101H187V102H186ZM212 101H213V102H212ZM229 101H230V102H229ZM66 102H67V101H66ZM66 102H65V103H66ZM69 102H70V101H69ZM77 102H78V101H77ZM81 102H82V101H81ZM81 102H80V103H81ZM184 102H182V103H184ZM210 102H212V104H210ZM216 102H217V101H216ZM233 102H235V103H233ZM237 102H238V103H237ZM23 103H24V102H23ZM25 103H26V102H25ZM50 103H51V102H50ZM52 103H53V102H52ZM54 103H55V102H54ZM59 103H60V102H59ZM203 103H204V105H203ZM226 103H227V106H225ZM242 103H243V104H242ZM246 103H245V104H246ZM251 103H252V102H251ZM70 104H71V103H70ZM74 104H75V105H76V104H79V102L76 103V100H75V103H74ZM74 104H73V105H74ZM224 104H225V105H224ZM229 104L231 105V107L229 106ZM248 104H249V103H248ZM262 104H263V105H262ZM69 106H70V105H69ZM69 106H68V107H69ZM72 107H73V106H72ZM77 107H78V106H77ZM140 107H141V106H140ZM243 107H244V106H243ZM181 108H182V107H181ZM181 108H180V109H181ZM213 108H214V107H213ZM141 109H142V108H141ZM141 109H140V112H141ZM243 109H245V107H244ZM255 109H256V108H255ZM143 110H144V109H143ZM214 110H216V107L214 108ZM179 111H180V113H179ZM187 112H186V113H187ZM257 112H258V111H257ZM234 113H235V115H234ZM175 114H176V117H178V116L180 117V119L178 118L177 121H179V120L181 121V117L183 116V115H182V110H178V112H177V113L175 112ZM180 114H181L182 116H181ZM225 114H224V115H225ZM138 115H139V113H138ZM165 115H166V114H165ZM165 115H163L164 118H163L162 121H165V119H166V116H165ZM173 115H174V114H173ZM140 116H141V115H140ZM224 117H225V116H224ZM263 117H264V116H263ZM263 117H262V118H263ZM139 118H140V117L138 116V119H139ZM143 118H144V117H143ZM167 119H168V118H167ZM195 119H196V120H195ZM214 119H216V120H214ZM222 119H223V120H222ZM140 120H141V119H140ZM170 120H171V122L173 121L171 118H170ZM170 120L168 121V123H171ZM182 120H184V118H182ZM253 120H254V119H253ZM255 120H256V119H255ZM211 121H212V122L214 121V123L216 122V125L212 124V126L209 128V124H211V123H210ZM174 122H175V121H174ZM174 122H173V124H174ZM219 122H218V123H219ZM222 122H221V125H223ZM260 122H261V123H260ZM138 123H139V122H138ZM164 123H165L166 125L168 124L167 121H165ZM164 123H163L162 126H164ZM255 123H256V121H255ZM255 123H253V124L255 125ZM171 124H172V123H171ZM173 124H172L171 126L169 125V127H173ZM231 124H232V126H231ZM174 125H175V124H174ZM233 125H234L236 128H235V127L233 128ZM138 126H139V125H138ZM215 126H216V127H215ZM219 126H220V125H219ZM248 126H249V125H248ZM263 126H264V123H263L262 127H263ZM175 127H178L177 130H179V126H176V125H175ZM186 127H187V126H186ZM204 127H205V128H204ZM214 127H215V130H213ZM220 127H221V126H220ZM237 127H238L239 130L237 129ZM245 127H246V124H245ZM245 127H244V128H245ZM170 129H171V128H170ZM218 129H220V128H217V130H218ZM236 129H237V131H236ZM258 129H259V131H258ZM139 130H140V128H139ZM162 130H163V128H162ZM175 130H176V129H175ZM189 130H190V131L192 130V132H193V134H194L193 136H195V135L197 136V133H196V132H197L198 130L194 131V129H191V128H189ZM221 130H222V129H221ZM223 130H225V129H223ZM256 130H257L258 132H257ZM187 131H188V129H187ZM190 131H189V132H190ZM261 131H263V132H261ZM167 132H168V131H167ZM169 132H170V131H169ZM192 132H191V133H192ZM206 132H207V131H206ZM218 132H219V131H218ZM221 132H223V131H220V136H219L218 134H215V136L217 137V135H218V137H222V136H221ZM228 132L225 131V133H224V137H225V138H227L226 136H227ZM91 133H93V132H91ZM174 133H175V132H174ZM182 133H184L183 129H182ZM182 133L179 132V133H177L176 135L178 136V134H180L181 138H183V137H182V136H183ZM186 133H187V132H186ZM191 133H189V135H188L190 138H191ZM208 133H209V131H208ZM208 133H206V135H207ZM216 133H217V132H216ZM146 134H147V132H146ZM150 134H151V133H149V135H150ZM165 134H166V133H165ZM167 134H168V133H167ZM93 135H95V136H94V139H93V140L95 141L96 134L94 133ZM152 135H153V134H152ZM172 135H173V134H172ZM204 135H205V134H204ZM153 136H154V135H153ZM169 136H170V134H169ZM174 136H175V134H174ZM196 136H195V137H196ZM207 136H208V135H207ZM215 136H214V137H215ZM170 137H171V136H170ZM200 137H201V135H200ZM200 137H199V138H200ZM216 137L214 138V139H216V141H217V140H220L219 138L217 139ZM224 137H223V138H224ZM152 138H153V137H152ZM172 138L175 139V137H172ZM172 138H171L170 140L173 141ZM176 138H177V137H176ZM190 138H188L189 142H190V143H193L194 145L192 144V147H191V145H190V147H189V144H187L188 150L194 152V153H195V157H196V158H199V157H200V156H199L200 152L198 153V151L201 149V154H200V155H201V158H202V157L204 156V153H202V152H205V151H204V148H203V147L199 148V144L196 145V143L192 142V140H194V139L191 138V140H190ZM201 138H203V137H201ZM208 138L205 137V139H204V140L206 141V146L208 145L207 147H209V141L206 140V139H208ZM225 138H224V139H225ZM178 139H179V137H178ZM185 139H186V138H185ZM185 139H184V140H185ZM224 139H222V140H220V141H223ZM227 139H228L229 141H233V138H232V140H231L230 138H227ZM227 139H225V140H227ZM241 139H242V141H241ZM186 140H187V139H186ZM188 140H187V141H188ZM200 140H201V139H200ZM200 140H199V141H200ZM225 140H224V141H225ZM91 141H92V140H91ZM91 141H90V143L92 144ZM180 141H181V140H180ZM187 141H186V143H188ZM194 141H195V140H194ZM202 141H203V140H202ZM224 141H223V143H224ZM162 142H163V141H162ZM170 142H171V141H170ZM170 142L168 141V143H170ZM184 142H185V141H183V144H184ZM211 142H212V141H210V143H211ZM213 142H214V141H213ZM235 142L233 141L232 144H233V143L235 144ZM168 143H167V144H168ZM172 143H173V142H172ZM186 143L184 144L185 147H186ZM203 143H204V142H203ZM215 143H216V142H215ZM217 143H218V144H216V145H219L220 142L217 141ZM223 143H220V144H223ZM225 143H226V142H225ZM225 143H224V145H225ZM157 144H160V143L157 142ZM164 144H165V143H164ZM164 144L162 143V146H163ZM170 144H171V143H170ZM173 144L176 145L177 142H175V143H173ZM173 144H172V146H173ZM211 144H212V143H211ZM213 144H214V143H213ZM230 144H231V143H230ZM184 145H183V146H184ZM204 145H205V143H204ZM216 145H214V147H212V148H215ZM226 145H227V143H226ZM91 146H92V145H91ZM170 146H171V145H170ZM172 146H171V147H172ZM183 146H181L182 148L180 147L181 151L179 150V145H176V149L182 153V152L186 149L185 147L183 148ZM193 146H196L197 149H196V148H193ZM221 146H223V145H220L219 147H221ZM228 146H229V144H228ZM228 146L226 147V149H229V150H230V147L228 148ZM164 147H165V146H164ZM173 147H174V146H173ZM217 147H218V146H216V149H217ZM224 147H225V146H224ZM257 147H258V148H257ZM259 147H261V148L259 149ZM161 148H162V147H161ZM202 148H203V151H202ZM210 148H211V146H210ZM210 148H209V149H210ZM239 148H238V149H239ZM255 148H257L256 151H255ZM168 149H169V148H168ZM170 149H171V151L173 150V153L170 152L169 155H170V154H171V155H174V149H175V147H174L173 149H172V148H170ZM176 149H175V150H176ZM182 149H183V151H182ZM216 149H215V150H216ZM262 149H263V150H262ZM49 150H50V149H49ZM166 150H167V149H166ZM218 150H219V148H218ZM242 150H243V151H242ZM260 150H261V151H260ZM47 151H48V148H47ZM196 151H197V153H196ZM219 151H220V150H219ZM230 151H231V150H230ZM241 151H242V153H240ZM162 152H163V150H162ZM166 152H169V151L167 150ZM222 152H223V151H222ZM160 153H161V150H160ZM176 153H177V152H176ZM194 153H193V154H194ZM205 153H206V152H205ZM163 154H164V152H163ZM166 154H168V153H166ZM202 154H203V156H202ZM215 154H217V151L215 152ZM223 154H225V153L223 152ZM223 154H222V155H223ZM248 154H249V155H248ZM77 155H79V154H77ZM187 155H188V154H186L185 156H187ZM197 155H198V156H197ZM211 155H212V154H211ZM225 155H226V154H225ZM232 155H233V154H232ZM232 155L229 154V157H225V156H224L225 159L227 160V162H228V160L231 161V163H228V164H229V169H228V170H229L231 173H232L231 170L236 171L235 169H236L237 167H239V166H235V167L232 166V163H233L232 161L234 160V159L231 160ZM246 155H245V156H246ZM25 156H26V155H25ZM75 156H76V155H75ZM181 156H182V155H181ZM208 156H209V155H208ZM243 156H244V155H243ZM255 156H256V160H255ZM149 157H150V156H149ZM189 157H190V156H188L187 161L190 160ZM205 157H207V156H205ZM209 157H211V156H209ZM24 158H25V157H24ZM183 158L185 159V162H186V157H182V158L180 159V160H181V163L183 162V161H182ZM193 158H194V157H193ZM196 158H195V159H196ZM201 158H199V160H200ZM236 158H235V160L237 161ZM246 158H247V160H246ZM163 159L165 160V157H163ZM205 159H206V158H205ZM242 159L244 160V157H242ZM242 159H241V163H243V162H242ZM257 159H258V160H257ZM191 160H192V157H191ZM223 160H224V159H223ZM82 161H83V160H82ZM196 161H197V160H196ZM201 161H202V159H201ZM256 161H257V163H256ZM258 161H259L260 163H259ZM199 162H200V161H199ZM224 162H225V161H224ZM224 162H222V164H224ZM234 162H235V161H234ZM163 163H164V162H163ZM187 163H188V162H187ZM200 163H202V162H200ZM200 163L198 164V166H199L198 169L201 170V168L203 169V167H204L205 165H203V163H202L201 166H200ZM204 163L206 164L207 162L204 161ZM26 164H27V162H26ZM71 164H72V163H71ZM168 164H169V163H168ZM168 164H167V167H168ZM172 164H173V163H172ZM185 164H186V163H185ZM192 164H193V163H192ZM209 164H210V163H209ZM209 164L207 163V167H209ZM217 164H219V162H218ZM180 165H181V164H180ZM180 165L178 166V167H179V171H178V172L181 171V169H180ZM202 165H203V167H202ZM230 165H231V166H230ZM77 166H78V165L76 164V167H77ZM182 166H185V165H182ZM182 166H181V167H182ZM221 166H222V165H221ZM224 166H225V170H226V169H227V168H226V167H227L226 163H225ZM224 166H223V170H221V171H219V169H222V168H218V166H216V167L218 168V171H217V172H218V175H216V176H215V174H216L215 169H213V170L211 169V170H210V173H208V171H207V174H208V175H206V173H205V175L207 176V178H208V176L210 175L209 177H210V180H211V173H214L212 179H214V182H215V184H216V179H215V178H216V177L219 178V172H220L221 175H224V172H225L226 175L228 174V173H227L228 170L224 171ZM194 167H195V165H194ZM230 167H232V168L234 167V169H231ZM240 167H241V168H244V166H243V167L240 166ZM190 168H191V166H190ZM190 168H189V171H190ZM195 168H196V167H195ZM247 168H249V167H247ZM173 169H175V168H173ZM183 169H184V168H183ZM207 169H208V168H207ZM209 169H210V168H209ZM244 169H246V168H244ZM143 170H144V169H143ZM185 170H186V168H185ZM185 170H184V171H185ZM194 170H196V169L193 168V169H191L190 172H191L192 176H194V177L196 176L195 178H198V177H199V173H200V171H199V173H197V174H198V176H197V175H195V174L193 175L192 172H195ZM216 170H217V169H216ZM237 170H238V169H237ZM75 171H76V169H75ZM141 171H142V170H141ZM203 171H205V167H204ZM212 171H213V172H212ZM229 171H228V172H229ZM161 172H162V171H160V173H161ZM163 172L166 173V171L164 170V168H163ZM171 172H174V171H171ZM186 172H188V171L186 170ZM196 172H197V170H196ZM222 172H223V174H222ZM241 172H242V171H241ZM76 173H77V172H76ZM147 173H148V172H147ZM158 173H159V172H158ZM182 173H183V172H182ZM231 173L228 174V175H231ZM233 173H234V172H233ZM236 173H237V172H236ZM238 173H239V174H238ZM238 173H237V174H238V177H239V178L236 177L237 182H236V180L234 179L235 174L232 175V176H234L233 179H231V178L229 179L230 176H226V175H225V176L230 180L231 185H232V181H233V180H234V183H235V184L237 183V184H236L237 188H239V186H241V185L243 184V182H242V184H241L242 178H243V180H244V177L246 176V175H244V177H243L242 174H241L242 177L239 176V175H240V170H239ZM153 174H154V173H153ZM153 174H152V175H153ZM166 174H167V177H169V176H168V175H169L168 172H167ZM185 174H187V173H185ZM185 174H183V175H184V179H185V180H183V181H186V177H187V180H188V177H189V176H186ZM188 174H189V173H188ZM191 174H190V175H191ZM202 174H203V173H202V170H201V174H200V176H203V175H204V174H203V175H202ZM237 174H236V176H237ZM74 175H75V174H73V176H74ZM138 175H139V174H138ZM142 175H143V174H142ZM145 175H146V174H145ZM149 175H150V173H149ZM149 175H148V176H149ZM163 175H164V174H163ZM171 175H172V174H171ZM181 175H182V174H181ZM181 175H178V177L181 176ZM205 175H204V176H205ZM76 176H77V175H76ZM158 176H159V175H158ZM160 176H161V175H160ZM174 176H175V175H174ZM174 176H170V177H174ZM185 176H186V177H185ZM192 176H190V178H191ZM258 176H260V175H258ZM77 177H78V176H77ZM131 177H132V176H131ZM133 177H134V176H133ZM175 177H176V176H175ZM178 177H176V178L178 179ZM223 177H224V176H222L221 179H223ZM240 177H241V178H240ZM164 178H165V175H164ZM227 178L224 180V183L227 184V181H228V184H229V180H228ZM245 178H246V179H249V181H250V179H251V177L248 176V175H247V177H245ZM166 179H167V178H166ZM166 179H165V181H166ZM179 179H180V178H179ZM208 179H209V178H208ZM208 179H200V180H201V181L204 180L203 182H205V180H206V184H204V186H205V185L207 186ZM221 179H220V181H221ZM238 179H239V180H238ZM246 179H245V180H246ZM141 180H142V179H141ZM146 180H147V177H146ZM171 180H172V179H171ZM173 180L175 181V178H173ZM193 180H196V179H193ZM245 180H244V181H245ZM262 180H263V179H262ZM74 181H76V180H74ZM142 181H144V180H142ZM180 181H181V180H179V182H180ZM189 181H190V179H189ZM197 181H198V184L195 183V184L197 185V186L195 185V187L198 188V186H199L200 189H201V187L203 186V182L201 183V186H200V182H201V181L199 182L198 179H197ZM218 181H219V179H218ZM238 181H239L240 185H239ZM246 181H247V180H246ZM168 182H170V179H169ZM261 182H262V181H261ZM148 183H149V182H148ZM162 183H163V182H162ZM162 183H161V184H162ZM165 183H166V182H165ZM181 183H182V181H181ZM181 183H180V184H181ZM190 183H191V182H190ZM190 183L188 182V184L191 186ZM192 183H193V181H192ZM209 183L212 185L213 180L209 181ZM221 183H223V182L221 181ZM247 183L249 184V182H247ZM153 184H155V183H153ZM171 184H172V183H171ZM182 184H183V183H182ZM188 184H187V185H188ZM210 184H208V187H204V188H206V189L209 188V187L211 188L212 186H209ZM217 184H218V183H217ZM217 184H216V186H213V187H212L213 189H214V187L216 188V190L214 189V191H217V190L220 191V192L217 191V193H221V192H222V194H223V191H222V190H224V188H225V190H226V187H228V190H227L228 192H229V190L232 191V187H233V186H232V187L230 186L231 188H229V186H227V185H226L225 187H224V186H220V185H218L219 188H221V189H219V188L217 189V187H218ZM235 184H234V185H235ZM140 185H141V183H140ZM163 185H164V184H163ZM183 185H184V184H183ZM185 185H186V184H185ZM185 185H184L183 188L186 189V193H187V192L190 191V189L193 188V185H194V184L192 185V188L189 189V191H188L187 188H186L187 185H186V186H185ZM128 186H129V185H128ZM130 186H131V185H130ZM144 186H145V185H144ZM167 186H168V185H167ZM174 186H175V185H174ZM177 186H178V184H177ZM243 186H244V185H243ZM243 186H242V187H243ZM123 187H124V186H123ZM141 187H142V186H141ZM156 187H158V185H157ZM156 187H155V188H156ZM178 187H180V186H178ZM181 187H182V186H181ZM181 187H180V188H181ZM248 187H249V186H248ZM124 188H125V187H124ZM158 188H159V187H158ZM164 188H165V186L163 187V189H164ZM166 188H167V187H166ZM170 188L172 189L171 186H170ZM212 188H211V190H210L211 193H212ZM233 188H234V187H233ZM131 189H132V188H131ZM145 189H146V187H145ZM168 189H169V188H168ZM175 189H177V188H175ZM206 189H205V191H206ZM139 190H140V189H139ZM139 190H138V191H139ZM157 190H158V189H157ZM165 190H166V189H165ZM181 190H182V188H181ZM198 190H199V188H198ZM241 190H242V189H241ZM129 191H130V190H129ZM151 191H152V190H151ZM159 191H160V190H159ZM159 191H158V193H159ZM162 191H163V190H162ZM166 191H167V190H166ZM178 191H179V190H178ZM202 191H203V193H204V190H203V189H202ZM227 191H226V192H227ZM236 191H237V190H236ZM143 192H144V191H143ZM149 192H150V191H149ZM160 192H161V191H160ZM182 192H183V194H184V189H183L181 192L179 191V193H178V192H177V193H178V195H179V194L182 193ZM190 192H191V193H195V192H196V188H195V192H193V190H191ZM190 192H189V193H190ZM197 192H198V191H197ZM200 192H201V190H199V193H200ZM228 192H227V193H224V195H225V194H228ZM242 192H243V190H242ZM242 192H241V194H242ZM168 193H169V191H168ZM177 193H176L175 195H177ZM186 193H185V196H186V197L183 195V198H181V199H183V202H182L181 199H180L181 201L179 200L180 203H182V204L184 203V200H185L184 198H186V199L189 198V199H188V200H189V203H190L191 200H192V199L190 200V197H188V195H186ZM208 193H209V191H206V194L204 193V196H205L204 198H205V199H206V196H207ZM215 193H216V192H215ZM233 193H234V192H233ZM239 193H240V191H239ZM127 194H128V193H127ZM162 194L164 195V193L161 192V194H160L159 196L161 197ZM187 194H188V193H187ZM196 194H198V193H196ZM229 194L231 195L232 192L229 193ZM235 194H237V192L234 193L233 195L235 196ZM129 195H130V194H129ZM167 195H168V194H167ZM172 195H173V192H172ZM178 195H177V196H178ZM194 195H195V194H194ZM201 195H202V193H201ZM210 195H211V194H209V196H207V197H211ZM212 195H213V197H211V199H212V204L215 205V204H216V201L214 200V195H216V198H215V199H217V196H218V195H217V194H212ZM230 195H229V196H230ZM237 195H239V194H237ZM237 195H236V196H237ZM261 195H263V194H261ZM130 196H131V195H130ZM132 196H133V195H132ZM170 196H171V195H170ZM180 196H181V195H180ZM195 196H196V195H195ZM199 196H200V195H199ZM221 196H223V195H221ZM221 196H220V195L218 196V199H219L218 202H220V200H221V201L224 203V200H223L224 197L222 198ZM226 196H227V198H228V195H226ZM234 196H233V197L230 196L231 199H232V201H231V199H230V201H231L232 203H233V198H234ZM259 196H260V195H259ZM259 196H258V197H259ZM149 197H150V196H149ZM162 197H163V196H162ZM164 197H165V196H164ZM181 197H182V196H181ZM197 197H198V196H196V200H195V201H196V203H198V205H197L196 203H194V200H192V202H193V204H196L195 209H197V208L199 207V211L197 210V214H196V211L193 210V211H194V214H193V215H194L195 218H196V217L198 218V216H199V218H200V216L202 217V222H201V220H199L200 225H202V223H203L202 228L200 227V230L202 229V230H203L202 233H204V229H206L205 231H206V232H209V234H210V230H209V229H210V227H213V226H214L213 229L215 228L216 230H218V232H217L216 230H214V231H213V232H214V235H213V232H212V234H211V236H210V239H211L210 241H212V240L214 239V242H215L216 237L219 239V236H220V238H221V236H222V239H221V240H218L219 242L216 240V241L218 242V244H219L220 242H224V241H226V242L224 243V246L221 245L222 243L220 244V246H222V247L225 248V249H224V248L221 247V249H222V250H223V249H224V250L228 249V251H229V255H230V259H231V256L234 258L235 255H236V257H235V261H234V259H233V260L231 259L232 261H234V264H236L237 261L240 263V258H241V257H239V255L241 256L242 253L240 252V249H239V246H238V245H239V243H238L239 240H237V237H238V238L240 237L239 235L242 234V231H244V232L251 231V227H253L251 223H253V222L251 221L250 224L247 222V225L249 224V225H251V227L248 226V229H247L246 231H245V229H243L244 226H242L241 230H238V232H236L235 229H236V225H237V224H236V225L232 224V219H231V218H232V216H235V214H236V217H238V212H237V211H236V212L234 211V210H235V207H234V210L232 211V209H233V204H231V205H232V206H231L232 209L229 208L230 210L227 211V212H228V216H227V217H228V220H227L226 218H224V219L227 221V223H231V224L228 225L229 228H231V229H230V230H229V229H228V230H227V229H226V230L223 229V230L219 231V228H220V227L217 228V223H221L220 226L222 225V223H224V221L221 222V221H222V218H220V216H219V212H218V213H217V212L215 213V211H216V209H217V205H219V204H216V206H215V207H216L215 210H214L213 207H212V209H209L208 206H207V207H206V205L204 206L205 209L208 208V211H207V212H209V210H212V212H213V210H214V212H213V213H214V216H212V218L215 217V219H216L217 221H218V220H219V221L217 222V221L215 220V222H213V220L210 218V217H211V214H212L211 211H210V212H211L210 214L207 213L208 215H205V214L203 215V213H201V211H203V210H202V208H203V204H204V202H205L206 200H205V199L202 200L203 198H202L201 200H199L200 197H198V198H197ZM202 197H203V195H202ZM219 197H220V198H219ZM230 197H229V198H230ZM258 197H255V199L258 198ZM133 198H134V196H133ZM135 198H136V197H135ZM152 198H153V197H152ZM152 198L150 197V199H152ZM155 198H157V197H155ZM166 198H168V197H165V199H166ZM174 198H175V197H174ZM177 198H180V197L178 196ZM221 198H222V199H221ZM227 198H226L225 201H227ZM260 198H261V197H260ZM260 198H258V199H260ZM169 199H170V198H169ZM194 199H195V198H194ZM197 199L199 200V202L197 201ZM262 199H263V198H261V200H262ZM134 200H135V199H134ZM145 200H146V199H145ZM159 200H161V203H163L162 199L159 198ZM167 200H168V199H167ZM167 200H166V201H167ZM176 200H178V199H176ZM176 200H175L174 202H176ZM207 200L209 201V198H207ZM213 200L215 201V203H213ZM261 200H260V201H261ZM140 201H141V200H140ZM154 201H156V200H154ZM154 201H153L152 203H154ZM134 202H135V201H134ZM136 202H137V201H136ZM157 202H158V203H157V206H158L159 201L157 200ZM170 202H171V199H170ZM185 202H186V200H185ZM200 202H203V204L201 205V207H200ZM222 202H221V203H222ZM258 202H259V201H258ZM148 203H149V202H148ZM152 203H151V204H152ZM164 203H165V202H164ZM168 203H169V202H168ZM171 203H172V202H171ZM171 203H170V204H171ZM165 204H167V202H166ZM205 204H208V202H205ZM225 204H226V203H225ZM229 204H230V202H229ZM229 204H228V207H230ZM138 205H140V204H138ZM162 205H163V204H162ZM177 205H178V204H177ZM177 205H175V206H177ZM184 205H185V207H186V204H185V203H184ZM187 205H188V203H187ZM258 205H261V206H259V207L261 208L262 205L264 206V201L262 202V204H261V202H260V204H258ZM189 206H190L189 208H191V206H192V208H193V205H192V204L189 205ZM141 207L143 208V206H141ZM180 207H181V205H180ZM183 207H184V206H183ZM151 208H152V207H151ZM151 208H150V210H151ZM162 208H165V206H163ZM262 208H263V207H262ZM153 209H154V208H153ZM175 209H176V208H175ZM200 209H201V210H200ZM255 209H256V208H255ZM147 210H148V209H147ZM167 210L169 211L168 208H167ZM167 210H166V211H167ZM262 210H263V209H262ZM140 211H141V210H140ZM148 211H149V210H148ZM171 211H172V210H171ZM171 211H170V212H171ZM185 211H186V209H185ZM193 211H192V212H193ZM219 211H220V209H219ZM225 211H226V210H225ZM142 212H143V210H142ZM163 212H165V211H163ZM203 212H204V211H203ZM227 212H226V215H227ZM232 212H233V213L235 212V213H234V215L231 216ZM260 212H261V210H260ZM260 212H259V214H260ZM23 213H24V212H23ZM161 213H162V212H161ZM199 213H200V214H199ZM255 213H256V212H255ZM263 213H264V212H261V214H263ZM148 214H149V213H148ZM154 214H156V210H155V213H154ZM166 214H167V212H166ZM201 214H202V215H201ZM215 214H216V216H215ZM220 214H221V213H220ZM23 215H24V214H23ZM149 215H150V214H149ZM159 215H160V214H159ZM164 215H165V214H164ZM177 215H178V214H177ZM209 215H210V217H209ZM212 215H213V214H212ZM217 215H218V217H217ZM139 216H140V215H139ZM150 216H151V215H150ZM178 216H179V215H178ZM178 216H177V218H178ZM180 216H181V215H180ZM180 216H179V218H181V219L183 220L184 217L182 218V216H181V217H180ZM207 216H208V221H207V219H206ZM230 216H231V218H230ZM254 216L256 217L257 215L255 214ZM16 217H17V215H16ZM192 217H193V216H192ZM203 217L205 218V220H204ZM221 217H222V216H221ZM236 217H235V218H236ZM255 217H254V218H255ZM263 217H264V216H263ZM168 218H169V216H168ZM179 218H178V219H179ZM195 218H194V220H195ZM197 218H196V222H197V226H198L199 223H198L197 220H198L199 218H198V219H197ZM209 218H210V220H212V223H213L214 225H212V223H210ZM259 218H260V217H259ZM259 218H258V220H259ZM137 219H138V218H137ZM148 219H149V218H148ZM156 219H158V218H156ZM165 219H166V218H165ZM229 219H230V221H229ZM236 219H237V218H236ZM236 219H234V220H236ZM256 219H257V217L255 218V220H256ZM263 219H264V218H263ZM263 219H262V220H263ZM138 220H139V219H138ZM146 220H147V219H146ZM149 220H151V218H150ZM168 220H169V219H168ZM172 220H173V218H172ZM184 220H185V218H184ZM186 220H187V218H186ZM194 220H192L193 223H194ZM245 220H247V219H245ZM260 220H261V219H260ZM205 221H206V223H205ZM226 221H225V223H226ZM247 221H248V220H247ZM137 222H138V221H137ZM140 222H141V221H140ZM144 222H146V221H144ZM172 222H173V221H172ZM196 222H195V223H196ZM208 222H209L212 226H210L209 224L207 225ZM244 222H245V221H244ZM262 222H263V221H262ZM147 223H148V222H147ZM147 223H146V224H147ZM153 223H154V221H153ZM155 223H156V222H155ZM170 223H171V221H170ZM233 223H236V222L234 221ZM256 223H257V222H256ZM258 223L261 224L260 221H259ZM136 224H137V223H136ZM136 224H135V226H134V224H133L132 226L136 227ZM138 224H140V223H138ZM149 224H150V223H149ZM167 224H168V223H167ZM173 224H174V222H173ZM176 224H178V223H176ZM186 224H188V222H187ZM191 224H192V223H191ZM204 224H205V227H204ZM244 224H245V223H244ZM253 224L255 225V223H253ZM152 225H153V224H152ZM174 225H175V224H174ZM206 225H207V227H206ZM233 225H234V226H233ZM144 226H146V225H144ZM144 226H142L141 230L144 229V228H143ZM149 226H150V225H149ZM153 226H154V225H153ZM155 226H156V225H155ZM177 226H178L177 228H179V225H177ZM186 226H187V225H185V227H186ZM195 226H196V225H195ZM197 226H196V227H197ZM209 226H210V227H209ZM218 226H219V224H218ZM231 226H232V227H231ZM260 226H262V225H260ZM260 226H259V227H260ZM137 227H138V226H137ZM174 227H175V226H174ZM187 227H188V226H187ZM245 227H246V225H245ZM255 227H256V226H255ZM255 227H254V228H255ZM263 227H264V226H263ZM139 228H140V227H139ZM139 228H138V230H137V229H136V230H137V231H140ZM145 228H146V227H145ZM160 228H161V227H160ZM180 228H181V225H180ZM239 228H240V226H239ZM254 228H252V229H254ZM133 229H134V228H133ZM150 229L153 230L152 227H150ZM158 229H159V227H158ZM169 229H170V227H169ZM172 229H173V228H172ZM197 229L199 230V228H197ZM221 229H222V227H221ZM249 229H250V230H249ZM146 230H147V229H146ZM155 230H156V229H155ZM163 230H164V229H163ZM165 230H166V232H167L168 229L165 228ZM208 230H209V231H208ZM232 230H233V232H232ZM159 231H160V230H159ZM175 231H176V230H175ZM184 231H185V230H184ZM215 231H216V232H215ZM222 231H223V233H222V235H220V232H222ZM260 231H261V229H260ZM260 231H259V232H260ZM263 231H264V228H262V231H261V232H263ZM149 232H150V231H149ZM149 232H147V233H149ZM151 232H152V231H151ZM151 232H150V233H151ZM160 232H161V231H160ZM160 232H159V234H160ZM180 232H181V231H180ZM188 232H189V231H188ZM227 232H228V234L230 233L229 236H226V235H227ZM234 232L236 233V236H235V234L233 235ZM240 232H241V233H240ZM261 232H260V233H261ZM167 233L169 234V230H168ZM178 233H179V231H178ZM184 233H185V232H184ZM184 233H183V234H184ZM215 233H216V234H215ZM231 233H232V235H233V238L231 237ZM237 233H238V235H237ZM263 233H264V232H263ZM168 234H167V235H168ZM173 234H174V233H173ZM187 234H188V233H187ZM209 234H208V235H209ZM218 234H219V236H218ZM162 235H163V234L161 233V238H162ZM206 235H207V234H206ZM206 235H205V236H206ZM215 235H216V237H214ZM170 236H171V235H170ZM224 236H225L226 239L224 238ZM253 236H255V235H253ZM253 236H252V238H251V241H252V239H253V241H252L253 243H252L251 245L254 244L253 248H255V246L257 245V244L255 245V243H258V241H260V240H259L260 236L263 238L264 234H263V236H262L261 234L259 235V233H258V236L256 235V237H255L256 239H257V237H258V239H257L256 242H255L256 239H254ZM158 237H160V236H158ZM182 237H183V235H182V232H181V239H182ZM212 237H213V239H212ZM169 238H170V237H168V240H169ZM171 238H172V237H171ZM171 238H170V239H171ZM206 238H207V236H206ZM206 238H205V240H206ZM223 238H224V241H223ZM178 239H180V237H178ZM233 239H236V241H234ZM260 239H261V238H260ZM263 239H264V238H263ZM152 240L155 241V239H151V241H152ZM163 240H164V237H163ZM166 240H167V236H166ZM166 240H165V241H166ZM171 240H172V239H171ZM171 240H170V241H171ZM176 240H177V238H176ZM142 241H143V240H142ZM151 241H150V242H151ZM170 241H169V244H170ZM180 241H181V240H180ZM206 241H207V240H206ZM208 241H209V237H208ZM262 241H263V240H262ZM262 241H260V243L258 244V246H256L257 248H261L262 243H263ZM143 242H144V241H143ZM145 242H146V241H145ZM186 242H187V241H186ZM214 242H211V243L209 242L210 245H211V249H213V248H212V243H214ZM151 243H152V242H151ZM151 243H150V245H152ZM156 243H157V245H158L157 240H156ZM174 243H176V242H174ZM180 243H183V242H180ZM236 243H238V245H236ZM137 244H138V243H137ZM137 244H135V245L138 246ZM140 244H141V243H140ZM145 244H147V242L144 243V246H145ZM153 244H155V243L153 242ZM171 244H172V243H171ZM171 244H170V246H171ZM203 244H204V243H203ZM260 244H261V246H259ZM148 245H149V243H148ZM150 245H149V246H150ZM163 245L166 246V244H164V242H163ZM175 245H176V244H175ZM180 245H181V244H179V247H180ZM205 245H206V242H205V244L203 245V247H202V249H201L202 254L205 252V251H203L204 248H205ZM235 245H236V248H235ZM136 246H135V247H136ZM142 246H143V245H142ZM149 246H148V247H149ZM138 247H139V246H138ZM148 247H147V251H148ZM153 247H154V246H153ZM159 247H160V245H159ZM181 247H182V246H181ZM183 247H185V246H183ZM206 247L208 248V243H207ZM150 248H151V247H150ZM150 248H149V249H150ZM164 248H165V247H164ZM207 248H205V249L207 250ZM249 248H250V247H249ZM251 248H252V247H251ZM262 248H263V246H262ZM145 249H146V248H145ZM151 249H152V248H151ZM160 249H161V248H160ZM180 249H181V248H180ZM184 249H185V248H184ZM184 249L182 248V251L185 253ZM219 249H220V248H219ZM238 249H239V250H238ZM263 249H264V248H263ZM154 250H156V246H155ZM164 250H165V249H164ZM185 250H186V249H185ZM236 250L238 251V254H237V251H236ZM152 251H153V249H152ZM152 251H151V254L154 253V252L152 253ZM156 251L158 252V250H156ZM167 251H168V250H167ZM178 251H179V249H178ZM195 251H198V250L195 249ZM228 251H226V253H227ZM249 251H250V252H248V255H249V253H250L251 256H252L253 253H254L253 255L255 256V253H256V252H259V253H258L259 255H260V253H263V254H264V251H257V250H253V251L249 250ZM255 251H256V252H255ZM160 252H161V251H160ZM164 252H165V251H164ZM186 252H187V251H186ZM188 252H189V249H188ZM190 252H191V251H190ZM190 252H189V254L187 253L188 256L190 255ZM235 252H236V253H235ZM239 252H240V254H239ZM251 252H252V253H251ZM155 253H156V252H155ZM177 253H178V252H177ZM177 253H176V255H177ZM197 253H198V252H197ZM200 253H201V252H200V249H199V254H200ZM230 253H231V254H230ZM246 253H247V252H246ZM246 253H245V254H246ZM157 254H158V253H157ZM161 254H163V253L161 252ZM206 254H207V251H206ZM173 255H174V253H173ZM178 255H179V254H178ZM250 255H249V256H250ZM157 256H158V255H156V258H157ZM163 256L165 257L164 254H163ZM170 256H172L171 253H170ZM179 256H181V255H179ZM197 256H199V255L197 254ZM201 256H202V255H201ZM254 256H253V257H254ZM262 256H263V255H262ZM168 257H169V252H168ZM186 257H187V256H186ZM209 257H211V256H209V254H208V257H207V258H208V261H207V262H209V259H210ZM187 258H188V257H187ZM190 258H191V257H190ZM202 258H206V255H203ZM202 258H200V259H202ZM249 258H252V257H249ZM263 258H264V257H263ZM160 259H161V258H159L158 260H160ZM171 259H172V258H171ZM178 259H179V257H178ZM180 259H181V258H180ZM222 259H224V258H222ZM156 260H157V259H156ZM174 260H175V259H174V257H173V261H174ZM185 260H186V258H185ZM154 261H155V260H154ZM161 261H162V260H161ZM173 261H172V262H173ZM176 261H177V260H176ZM189 261H190V260H189ZM201 261H203V259H202ZM222 261H223V260H222ZM182 262H183V260H182ZM158 263H159V262H157V263L155 262V263H153V264H158ZM164 263H165V262H164ZM184 263H185V262H184ZM187 263H188V260H187ZM190 263H191V261H190ZM200 263L203 264L204 262H203V263L200 262ZM168 264H169V263H168ZM177 264H178V263H177ZM180 264H181V262H180ZM191 264H192V263H191ZM204 264H206V262H205ZM207 264H208V263H207Z\"/></svg>",
  "mask_w": 264,
  "mask_h": 264
}]
</instances>
